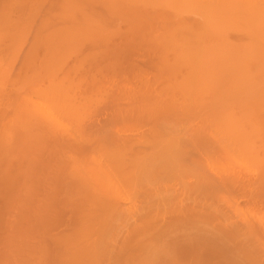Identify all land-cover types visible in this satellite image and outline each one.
<instances>
[{"label": "bare ground", "instance_id": "6f19581e", "mask_svg": "<svg viewBox=\"0 0 264 264\" xmlns=\"http://www.w3.org/2000/svg\"><path fill=\"white\" fill-rule=\"evenodd\" d=\"M3 1H5V0H3ZM21 1V0H20ZM49 1V0H48ZM0 2H2V1H0ZM9 2V1H8ZM14 2V1H13ZM12 2V3H13ZM23 2V1H22ZM32 2H33V0H32ZM47 2V1H46ZM55 2H57V4H58V1H55ZM61 2H62V0H61ZM66 2H67V0H66ZM4 3V2H3ZM12 3H10V4H12ZM19 3V2H18ZM27 3V2H26ZM63 3V2H62ZM65 3V2H64ZM5 4H6V2H5ZM10 4H8L9 6H10ZM32 4H34V3H32ZM48 4H49V2H48ZM51 4V3H50ZM49 4V5H50ZM55 4V3H54ZM69 4V5H68ZM1 5V4H0ZM4 5V4H3ZM15 5V4H14ZM17 6H18V4H16ZM31 5V4H30ZM65 5V6H64ZM64 5H62L61 4V6H63L64 8H62V10H63V12H62V16H58V17H61L60 19H61V21H64L63 20V16L65 17L64 19H68V20H74V19H76L77 21H79V19L82 21H84L85 20V22H83L82 24H84V23H86V21H88V24H89V22H90V24L91 23H93V24H91V25H89V28H92V26L94 25V24H98V27H96L97 26V24L96 25H94V27L92 28V29H89L88 30V25H85L86 26V29H87V31H86V29H84V27H82V25L80 26L81 28H82V30H81V28H80V30H78L79 28L78 27H75V28H71V27H74V26H76V25H71L70 26V28L68 29V32L69 33H65V35L66 36H68V38L66 37V39H64V40H66V42L68 43V41L70 42V39H71V37L70 36H73V34L74 33H72V35H70V31H77L78 30V32L77 33H80V35L83 33V32H80V31H86L87 33H90V31L92 30L93 31V29H94V31H97V29L96 28H101L100 30H99V32L101 31V32H104V30H106L107 28H105V24H102L101 23V20H103L104 18H101L100 19V14H99V16H97V12H94V10H93V7H94V5H99V6H102L103 8H104V10H105V12L107 13V17H114V16H122L123 18H125L126 19V17H127V20H129V18H131L130 19V21H132L133 22V20L132 19H134V20H138L137 21V23L138 24H140L141 25V23L142 22H145V21H147V22H149V23H152V22H155V21H157V22H160L162 25H161V32L160 33H158L159 34V36L158 37H160V38H163V40L164 41H162L163 43H165L164 45H166L168 48H167V50H165L166 48H164V46H163V48H162V46L160 47L159 45V50H161V48H162V50L164 49L165 50V54H167L166 53V51L168 52V51H170L169 53H168V55L169 54H171L172 56H170V58H172V59H169V60H171V63H173L174 61L176 62L175 64H177V66L174 64H171V65H169L168 63H167V65H169V67L172 69H175L176 67H177V69H175V71H172V72H174V75H175V77L177 76V75H179V79H177V77H176V79H177V81L176 80H174L175 79V77H174V75H173V80H172V82H173V84H174V82H175V84H174V86H172L173 88H174V90L175 91H173V92H176V94L178 93V90H179V93L178 94H180L179 96H181L183 99H181L182 101L183 100H185V101H183L182 103H181V101H179L180 99H178V101H176V102H178V103H180L181 105H179V108H176L178 105V103L176 104V103H173L174 104V106H173V104H171L172 106H170V108H172L171 109V111H173V115L171 114V111H170V109H168L169 107L168 106H166L167 107V109H166V107H165V104H168L167 102H169V101H167V99H165L166 101V103H164V96L163 95H166V92H165V94L163 93V97L161 96V95H157L158 97H162V99H163V104H164V106L161 104L162 102L161 101H159V102H156V104L157 103H159L160 104V106H163L164 108H165V110L163 109V111H162V109H161V111H159L158 109H160V107H159V104H158V106H155V105H153V106H155V107H153V108H155V110H157V111H155V113H152V115H151V113H150V117L151 116H153V114H156L158 111H159V113H158V115L160 116H162L163 114H166V116L169 114V113H167V111L166 110H168V112H170V114L168 115V116H172V118H173V120H174V114L176 113V115L175 116H177V119L178 118H180V120H181V118H182V115H183V117L184 118H186L184 115H186V114H183L182 113V111H180L181 109H180V106L181 107H183L182 109H184L185 111L186 110H189V112L191 113V109H193V111L195 112V114L197 115V118L195 117V116H193V118H196L197 120H198V115H200V117H199V122L201 123V122H203V124L201 123H199L198 121V125H200V129H199V126L197 125V123H194V126H196V128L195 127H193L192 125V123H188V120H187V123H188V125L186 126V130H183L182 132H177V133H175L174 135H172L171 133H169V132H165V129H160V131H158L157 129L154 131H152V132H150L149 130H148V127H147V130L149 131V132H147V130L145 131V133L147 132V133H152V134H147V135H151L150 137H148V138H145L144 139V134H143V140H142V142L140 143L139 141H141V139H139L138 138V140L136 139V134H133V135H135V136H133L132 135V133H128V134H130V135H128V134H126V132H125V134H123V132L122 133H120V136H117V135H119V134H117L116 136H117V138H115L116 136H114V139H113V137H112V139H113V141H111V135L109 134V132L111 131V129H110V127H109V129H110V131L107 133V134H109L108 135V137H106L105 135H104V133H106V132H102V133H100V134H103L104 136H100L99 134V138L100 137H103L102 139L104 140V137H106V139H105V141L103 142V143H105V144H108V143H111L112 145V147L114 146V148H115V150H114V148H112V150H111V148H110V146H109V144L107 145V147L109 146V148H108V153H109V155L106 153V156L108 155L109 156V158L111 159V161H112V159L114 160L115 159V157H117L115 160V164L116 165H120L121 163H122V166L124 167H122L123 169H125V166L127 165L126 163L129 161V160H131V162L129 163V165H133V166H131L130 168L132 169V168H134L135 169V172L134 173H136V174H134L131 170H128V171H130V176H132V174H134V175H136V177L135 176H133L135 179H137V180H140V182L142 181V184H144L143 182H144V180L146 179L145 178V176H146V174H147V172H149V178H154V179H152V180H157V178L158 177H155V175L157 174V175H160L161 174V176H159V178L161 177V182H165V180H163L162 181V177L164 176V178L163 179H166V177H170V179L172 180H170V182H169V184H167V185H165V186H163V187H160L159 185L160 184H158V188H157V185H156V188H154L152 185L154 184V181H153V184H151L152 183V180L151 179H149L148 180V183L152 186V188H153V190H150V189H152L151 188V186L148 188L149 190V192H144L142 195H140L139 194V192L138 193H136V190H138L137 189V187H136V184L138 183L139 184V182L137 181V183H135L134 184V186H132L133 185V183L131 182L132 180L131 179H134V178H129L128 176H126L129 180H131L130 182L132 183V185L131 186H129V184L127 185H125V181H127L128 182V179L126 180L125 178L126 177H122V179L120 180V181H118V179L117 178H113V177H115L116 175L114 174L115 173V168L117 167V166H115L114 167V163H112L113 164V169L115 170H109V168L111 169V166L112 165H109L108 166V163H107V165L104 167V163L103 162H105L106 163V160L108 159L109 160V162H110V159L108 158V156H107V158H106V156H104L105 157V159L103 160V158H101L103 161L102 162H100V163H102L101 165H100V163L98 162L97 163V161H98V159L96 160V156H95V159H94V155L95 154H97V153H95L94 155H92L93 157V159L92 160H94V161H92L91 162V160L90 159H88V161H90L92 164H93V166H95L96 164H99L100 165V168H99V166L98 167H94L93 168V166H92V164H90V168H89V163H87V161H86V164H88V168H87V165H86V169L87 170H89V172H87L86 174L84 173V170L82 171L81 169L79 170V168H80V166L81 165H83V164H81L80 165V163L82 162H77L78 163V167H74V168H76L77 169V171L79 170L80 171V173H84V175L83 176H85L86 178L85 179H87L88 178V176H89V178H90V175H89V173L91 174L92 172H95V170L97 169V171L95 172V173H92L96 178H98L97 179V181H99V179L101 178V179H105V181L103 180H101L100 179V183H103L102 185H100V183H99V185H97L96 184V186H92L94 183H98V182H93V184H92V182H90L91 184H89V180L91 179H89L88 178V182H87V180L86 181H84L85 179H83L82 180V178H84L82 175L80 176V177H82L81 179L79 178V172H77V174H76V176L78 175V178H77V182L76 183H78V181L80 182L79 183V185H81V183L83 184L82 186H77L76 188H78V189H83V191H82V194H81V192H79V191H81V190H75V191H77L76 193H78V194H72V199H69V196H70V194L68 195V193H69V190H67V193H65L66 195H68V197H67V199L66 198H64V199H66L65 201H64V199L61 201L62 202V205L64 204V205H68V202L69 203H71L70 205H69V207H72L73 205V207H72V211L74 212V213H72L71 211H69V210H66V211H69L68 213L70 214V212L74 215H72V217L71 218H69V220L71 221L72 220V222L74 221V223H73V228L71 227V229L69 230V232L68 231H66V233H62L63 232V230L60 232L61 234L60 235H62L63 237H62V239L60 238L61 236H59V239L61 240V244H62V246H60L61 247V250L63 249V251H61L60 250V248L57 250V248L59 247L58 245H56V246H58V247H56V251H55V253H60V252H57V251H61V255H57L56 257H58L59 256V261H57V259L56 260H54L55 262L57 261L58 263H60V260L62 259L61 257L63 256V260H65V263L64 264H210V263H207V262H211V261H213L212 259L214 258L212 255L214 254L215 256L217 255V257H219V256H223L222 258H226L225 259V261L224 260H216L217 261V263H218V261H220V264H222V263H224V262H226V263H228V261H231V263L232 264H236V263H238V264H243V263H239L237 260H235L234 258H232V255L234 256L235 255V257H236V254H238V256L239 255H242V257L240 258L241 260L243 259V257H244V261H245V263L246 264H264V0H74V2H72L71 0H69L68 1V3H65ZM5 6V5H4ZM24 6V5H23ZM36 6H37V4H36ZM46 6V5H45ZM51 6V5H50ZM49 6V7H50ZM2 9L4 8L3 6H0ZM13 7V6H12ZM48 7V8H49ZM11 8V7H10ZM10 8H9V10H10ZM15 8V7H14ZM17 8V7H16ZM37 8V7H36ZM35 8V9H36ZM45 8V7H44ZM19 9V8H18ZM17 9V10H18ZM25 9H27V8H25ZM32 9V8H31ZM47 9V8H46ZM50 9V8H49ZM24 10V9H23ZM30 10V9H29ZM40 10H41V8H40ZM6 11V10H5ZM12 10H10V12H11ZM20 11V10H19ZM28 11V10H27ZM37 11V10H36ZM43 11L45 12V9H43ZM48 11H50V10H48L47 9V12ZM59 11H60V9H59ZM2 12H4L3 10L2 11H0V13H2ZM7 12V11H6ZM9 12V13H10ZM33 13H34V11H32ZM41 12V11H40ZM53 12V11H52ZM52 12L50 13V16H51V14H52ZM55 12V11H54ZM53 12V15H55V13ZM104 12V11H103ZM19 13V12H18ZM21 13V12H20ZM32 13V14H33ZM26 14H27V12H26ZM38 14V13H37ZM49 14V13H48ZM56 14H57V12H56ZM59 14H61V13H59ZM58 14V15H59ZM63 14H65V15H63ZM103 14V13H102ZM1 15H4V17L2 18V19H4L5 18V15H6V13L5 14H1ZM21 15V14H20ZM9 16V15H8ZM26 16H29V15H26ZM37 16V15H36ZM42 17H44L43 15H41ZM47 16V15H46ZM57 16V15H56ZM56 16H54L55 18H57ZM96 16L98 17V19H96ZM116 16V17H117ZM126 16V17H125ZM25 17V16H24ZM33 17V16H32ZM31 17V18H32ZM48 17V16H47ZM52 17V16H51ZM107 17H105V18H107ZM6 18H8V17H6ZM26 18V17H25ZM41 18V17H40ZM53 18V17H52ZM93 18H95L94 20L96 21V23H94V21H91V20H93ZM122 18V19H123ZM23 19V18H22ZM44 19V18H43ZM47 19V18H46ZM45 19V20H46ZM91 19V20H90ZM116 19V18H115ZM114 19V20H115ZM125 19L123 20L124 22H125ZM28 20V19H27ZM34 20V19H33ZM38 20H40V19H38ZM56 20V19H55ZM57 20H59V18L57 19ZM56 20V21H57ZM90 20V21H89ZM2 20H0V22H1ZM23 21V20H22ZM43 21V20H42ZM48 21V20H47ZM51 20H49L48 22H50ZM53 21V20H52ZM60 21V20H59ZM75 21V20H74ZM99 21H100V23H101V25L102 26H104V27H102L101 25H99ZM105 21H107V20H105ZM105 21H103V23H106ZM123 21H121L122 23H123ZM141 23H140V22ZM151 21V22H150ZM4 22V21H3ZM46 21H44L43 22V24L45 25V24H47V22L45 23ZM55 22V21H54ZM109 22H111V21H109ZM116 22V21H115ZM114 22V23H115ZM118 22V21H117ZM127 22V21H126ZM146 22V23H147ZM24 23V22H23ZM26 23V22H25ZM31 23V22H30ZM41 23V22H40ZM66 23V22H65ZM70 23V22H69ZM78 23V25H79V22H77ZM81 23V22H80ZM119 23V22H118ZM128 23H130L129 21H128ZM136 22H134V25H133V23L131 24V25H133V28H134V26L136 27V24H137ZM145 23V25H148V24H146ZM52 24H54L53 22H52ZM51 23H49V25H52ZM57 24V25H56ZM56 24H54V25H56L57 26V28H59L60 26L58 25V23H56ZM61 24H62V22H61ZM67 24V23H66ZM107 24V23H106ZM137 24V25H138ZM143 24V23H142ZM69 25V24H68ZM68 25H67V27H68ZM110 25H112L113 27H114V24H112V22H111V24ZM124 25H125V23H124ZM22 26V25H21ZM36 26V25H35ZM37 26H38V23H37ZM36 26V27H37ZM40 26V25H39ZM41 26H42V23H41ZM46 26V25H45ZM48 26V25H47ZM55 26V27H56ZM59 26V27H58ZM62 27V29H64L63 28V25H61ZM66 25H64V27H65ZM100 26V27H99ZM121 26H123V25H121ZM120 26V27H121ZM139 26V25H138ZM23 27V26H22ZM96 27V28H95ZM107 27V26H106ZM112 27V28H113ZM116 28H117V25L115 26ZM114 27V28H115ZM127 27V26H126ZM143 28L145 27V26H142ZM142 27H140V28H142ZM102 28H105V29H102ZM137 29V31L138 32H141V30H140V28L139 27H136ZM138 28H139V30H138ZM13 29V28H12ZM15 29V28H14ZM13 29V30H14ZM26 29V28H25ZM42 29V28H41ZM52 29H56V28H54V26H53V28H51V30L50 31H52ZM62 29H60V31L59 32H62L63 30ZM118 30L120 29L119 27L117 28ZM121 29H122V27H121ZM148 29V28H147ZM146 29V30H147ZM153 28H151V30H152ZM4 30V29H3ZM36 30V29H35ZM40 30V29H39ZM53 30V31H54ZM57 30V29H56ZM67 29H66V27H65V31H66ZM108 30H110V29H108ZM118 30H116V31H118ZM122 30H124V31H126L124 28L122 29ZM144 30V29H143ZM41 31H43V30H41ZM40 31V32H41ZM52 31V32H53ZM75 31V32H76ZM92 31H91V33H92ZM114 31V30H113ZM113 31H111V32H113ZM145 31V30H144ZM147 31H149V29L147 30ZM146 31V32H147ZM155 31V30H154ZM39 32V33H40ZM48 32V31H47ZM64 32V31H63ZM100 32V33H101ZM106 33H110L109 31L107 32V30L105 31ZM120 32V34H121V32L122 31H119ZM118 32V33H119ZM128 32H129V29H128V31L127 32H125V34L127 33L128 34ZM131 32H132V29H131ZM150 32V31H149ZM49 33H51V32H49ZM55 33V32H54ZM56 33H57V31H56ZM93 33H96V35H99V37H98V39H101L100 38V33L98 34L97 32H93ZM106 33L104 34V35H106ZM124 33V32H123ZM133 33V32H132ZM136 34H137V32H135ZM145 33V32H144ZM151 33V32H150ZM36 34V33H35ZM38 34V33H37ZM44 34H46L47 36H48V33H44ZM60 34V33H59ZM59 34L57 33L56 35H58L59 36ZM64 34V33H63ZM61 35V38H65V37H63L64 35ZM84 34H86V33H84ZM115 34V33H114ZM139 34V33H138ZM147 34V33H146ZM1 35V34H0ZM3 35V34H2ZM39 35V34H38ZM53 37H54V34H51ZM50 35V37H52ZM70 35V36H69ZM80 35H78V36H80ZM93 35V34H92ZM108 35V34H107ZM106 35V36H107ZM116 35H117V32H116ZM124 35V34H123ZM123 35H121V36H123ZM128 35H133V34H128ZM141 35H143V33L141 34ZM145 35V34H144ZM143 35V37H142V40H143V38L144 37H146V36H144ZM151 35H152V33H151ZM40 36V35H39ZM74 36H75V34H74ZM73 36V37H74ZM76 36H77V34H76ZM82 36H84V35H82ZM87 36L88 35H86V36H84V37H86L87 38ZM106 36H104V37H106ZM135 36V35H134ZM37 38H40V37H38V36H36ZM47 38V39H49V36L48 37H46L45 35L43 36V38ZM57 37V36H56ZM55 37V38H56ZM69 37H70V39H69ZM84 37H83V39H84ZM89 38H87V39H84V40H82V42L84 43V41H86L87 43H88V39H92L93 37H91V36H88ZM113 37H114V35L112 36V39H113ZM128 37V36H127ZM140 36H138V38H139ZM35 38V37H34ZM55 38H54V41H55ZM61 38H58L57 37V39H59V41H60V39ZM80 38H82L81 36L80 37H77V39H80ZM94 38H96V37H94ZM109 38H110V34H109ZM147 38L149 39V38H151L150 36L148 37L147 36ZM147 38H145V39H147ZM46 39V41H47V44L49 43V45H54L53 43L54 42H52V44H51V42H48L49 40H47ZM53 39V38H52ZM73 39V38H72ZM76 39V37H75V39H73L74 41L75 40H77ZM97 39V38H96ZM96 39H94V40H96ZM98 39H97V41H98ZM103 39V38H102ZM101 39V40H102ZM115 39V38H114ZM119 39V38H118ZM133 39V38H132ZM140 39H141V37H140ZM152 39V38H151ZM153 39H155V38H153ZM152 39V40H153ZM158 39V38H157ZM37 40V39H36ZM41 40H43V39H41ZM40 40V41H41ZM63 40V41H64ZM106 41H108V40H110L111 41V39H105ZM121 40H123V39H121ZM120 40V41H121ZM130 40H131V37H130ZM133 40H135V39H133ZM142 40H140V41H142ZM150 40V39H149ZM149 40H148V43H149ZM39 41V40H38ZM45 41V42H46ZM53 41V40H52ZM57 41V40H56ZM58 41V43H60ZM61 41H62V39H61ZM72 41V40H71ZM73 41V42H74ZM78 41V40H77ZM77 41H75L76 43H77ZM80 41H81V39H80ZM90 41V40H89ZM92 41V40H91ZM14 42H16V41H14ZM81 42V44H80V42H78V47L76 46V43L74 44L75 45V47H77V48H72L71 49V47H67V45L68 46H70V43H66V44H64V45H66V53H70L71 51H75V49L77 50V52L75 53V52H73V55L74 54H76V56H77V58H78V55H79V53L78 52H80L81 50H82V47L81 46H83V43ZM85 42V43H86ZM94 42V41H93ZM96 42V41H95ZM99 42H100V40H99ZM103 42H105V41H103ZM114 42V40L113 41H111V43H113ZM116 42V41H115ZM136 42H138V40L136 41ZM154 42V41H153ZM156 42H158V41H156ZM154 43V45L156 46L157 45V43ZM161 42V39H159V43H162ZM38 43V42H37ZM36 43V44H37ZM57 43V42H56ZM55 43V44H56ZM65 43V42H64ZM91 43V42H90ZM118 43V42H117ZM120 43V42H119ZM139 43V42H138ZM142 43H143V41H142ZM151 43H152V41H151ZM150 43V44H151ZM41 44H42V42H41ZM46 44V43H45ZM61 44V43H60ZM60 44H57V45H60ZM89 44V43H88ZM108 44H109V41H108ZM123 44V43H122ZM149 44V45H150ZM62 45V44H61ZM64 45H62V47L63 48H65L64 47ZM85 45V44H84ZM87 45V44H86ZM95 45V44H94ZM94 45H92L91 44V46L94 48ZM99 45H101V43L99 44ZM107 45V44H106ZM113 45H115V44H113ZM112 45V46H113ZM119 44H117V46H118ZM127 45V44H126ZM135 45H137V43L135 44ZM147 46L146 45V47H149V49H151L152 48V46ZM152 45V44H151ZM163 45V44H162ZM14 46V45H13ZM39 46V45H38ZM42 46H43V44H42ZM71 46H72V42H71ZM80 46V47H79ZM88 46V45H87ZM109 45H107V47H108ZM117 46L115 47V48H117ZM133 46V45H132ZM139 46V45H138ZM165 46V47H166ZM50 47V46H49ZM49 47H47L48 48V54H49V52H51L50 50L51 49H49ZM61 47V48H62ZM91 47V48H92ZM119 47H121V46H119ZM118 47V48H119ZM124 47H125V45H124ZM137 47V46H136ZM136 47L134 46V48L136 49ZM139 47H141V46H139ZM9 48V47H8ZM47 48H46V50L45 51H47ZM55 48H56V45H55ZM55 48L53 49L54 51H55ZM59 49H60V47H58ZM57 48V49H58ZM62 48V49H63ZM67 48H68V50L70 51H68L67 52ZM79 48H80V51H79ZM88 48H89V46H88ZM115 48L114 49H112V51H116L115 50ZM126 48V47H125ZM124 48V49H125ZM143 48L146 50V48L143 46ZM142 48V49H143ZM157 48V47H156ZM170 48V49H169ZM58 49V50H59ZM90 49V48H89ZM102 49H104V46H103V48ZM101 49V50H102ZM169 49V50H168ZM15 50H16V48H15ZM14 50V51H15ZM53 50H52V53H53ZM96 51L94 52L93 51V49L89 52V53H92V55L94 54L95 55V57H97V54L99 55V56H101L99 53H97L96 54V52L98 51L97 49H95ZM100 50V49H99ZM110 50V49H109ZM128 50V49H127ZM127 50H125V52L127 51ZM138 50V49H137ZM144 50V51H145ZM152 50V49H151ZM154 50V49H153ZM152 50V51H153ZM163 50V51H164ZM172 50V51H171ZM9 51V50H8ZM17 51V50H16ZM60 51V50H59ZM59 51H56L57 53H58V56L57 57H59V55L60 54H63L65 51L64 50H62V51H64V52H60V54H59ZM89 51V50H88ZM103 51V50H102ZM106 51V50H105ZM111 51V50H110ZM119 51H121L120 49H119ZM119 51H117V52H115V56H117V53L119 52ZM129 51H131L130 49H129ZM128 51V52H129ZM147 52H148V49L146 50ZM145 51V52H146ZM152 51L150 52V53H152ZM158 51V50H157ZM1 52V51H0ZM104 52V51H103ZM114 52H112V53H114ZM124 52V51H123ZM136 52V51H135ZM135 52H133V55L135 54V56H136V53ZM145 52H144V54H145ZM148 52V53H149ZM2 53V52H1ZM8 53V52H7ZM7 53H5V54H7ZM51 53V54H52ZM65 53V54H66ZM77 53H78V55H77ZM81 53V52H80ZM111 53V54H112ZM122 53V52H121ZM147 53V54H148ZM159 53V52H158ZM172 53H174V54H172ZM15 54V53H14ZM18 54V53H17ZM55 54V53H54ZM84 55L83 56H85L84 58L86 59V60H88L87 58H86V56H87V52H86V55H85V53H83ZM111 54H109V56L111 55ZM119 54V53H118ZM123 54V53H122ZM125 54L126 53H124V56H125ZM130 54H131V52H130ZM129 54V55H130ZM138 54H139V50H138ZM155 54H156V52H155ZM10 55V54H9ZM70 55H72L71 53H70ZM91 55V54H90ZM89 55V59H91V56ZM103 55V54H102ZM106 55H108V54H106ZM120 55V54H119ZM150 55V54H149ZM161 55H162V57H163V54H162V52H161ZM161 55L159 54V56L161 57ZM168 55H167V57H168ZM174 55V56H173ZM1 56V55H0ZM4 56V55H3ZM14 56V55H13ZM12 56V57H13ZM52 56V55H51ZM55 56V57H56ZM67 56V55H66ZM80 56H81V54H80ZM98 56V57H99ZM123 55L121 56L122 57V62H123V57H124ZM128 56V55H127ZM145 56H146V54H145ZM144 56V57H145ZM155 56H157V55H155ZM8 57V56H7ZM7 57H6V59H7ZM32 57V56H31ZM60 57H64V56H60ZM67 57H70V56H67ZM66 57V58H67ZM74 57V56H73ZM94 57V58H95ZM102 57V59H103V56H101ZM104 57H105V55H104ZM113 57H114V54H113ZM132 57V56H131ZM149 57V56H148ZM164 57H166V56H164ZM29 58H30V56H29ZM28 58V59H29ZM52 59H54L53 57H51ZM51 58H50V61H52L51 60ZM62 58H59V60L61 59L62 60ZM80 58V57H79ZM77 59L78 61L81 59L82 60V58H80V59ZM83 58V59H84ZM93 58V57H92ZM109 58V57H108ZM108 58H106V59H108ZM111 58V57H110ZM130 58V57H129ZM128 58V59H129ZM133 58V57H132ZM136 58V57H135ZM150 58V57H149ZM1 59H3V57L1 56ZM0 59V60H1ZM9 59H11V57L9 56ZM69 59V58H68ZM67 59V60H68ZM73 59H75V58H73ZM72 59V60H73ZM84 59V61H86ZM115 59L116 60H114L113 59V61H117V58L115 57ZM119 59V58H118ZM157 59V58H156ZM167 59V58H166ZM5 60V59H4ZM4 60H3V62H4ZM49 60V59H48ZM59 60L57 61V59H56V61L59 63ZM65 57H64V62H65ZM98 60H100V57H99V59ZM97 60V61H98ZM104 60V59H103ZM125 60V59H124ZM135 60V59H134ZM141 60V59H140ZM160 60H163V61H165L164 60V58H160ZM172 60H173V62H172ZM8 61V60H7ZM28 61V60H27ZM31 61V60H30ZM89 61V60H88ZM88 61H87V63H88ZM91 61H92V59H91ZM104 61H106V60H104ZM112 60L110 61V62H112L111 63V65H114L115 67L114 68H116V66H119V65H121V63H120V60H119V65H116V63L118 64V62H116L115 64H114V62H113ZM126 61V60H125ZM128 61L129 60H127L126 62L128 63ZM131 61V60H130ZM149 60H146V62H148ZM1 62V61H0ZM2 62V63H3ZM43 62V61H42ZM57 62H55V60H54V62H52L53 63V65L51 64V62H50V65H52L53 66V68H55L54 67V63H55V65H57L56 63ZM63 62V61H62ZM77 62V61H76ZM82 62V61H81ZM95 62V61H94ZM93 62V63H94ZM101 62V64H103V62L100 60L99 61V63ZM125 62V63H126ZM136 62V61H135ZM135 62L133 63L132 62V65L134 64V65H136L135 64ZM141 62V61H140ZM150 62V61H149ZM167 62H169L168 61V59H167ZM28 63V62H27ZM48 63V62H47ZM67 63H69L68 61H67ZM87 63H86V65H87ZM92 63V64H93ZM105 63V66L106 65H109V64H106V63H108V62H104ZM137 63H139L138 62V60H137ZM151 63H152V61H151ZM7 64V63H6ZM8 64H9V62H8ZM8 64H7V68L9 69V71H10V67L8 66ZM95 64H97V63H95ZM162 64H166V62L164 63H162ZM2 64H0V66H1ZM5 65V64H4ZM29 65H31L30 63H29ZM50 65H48V67H50ZM61 65V61H60V63H59V65H57V66H60ZM69 64H67V66H68ZM76 65H78V62H77V64ZM75 65V66H76ZM88 65H90V63L88 64ZM94 65V64H93ZM100 65V64H99ZM129 65H131V63H129ZM132 65H131V68H132ZM152 65V64H151ZM151 65H150V67H151ZM154 65L155 64H153V66L152 67H154ZM28 66V64L26 65V67ZM70 66V65H69ZM72 66H73V64H72ZM74 66V67H75ZM82 67V65H80L79 64V69H81V67ZM91 66V65H90ZM98 66V65H97ZM103 66H104V64H103ZM140 65L138 64V67H139ZM148 66H149V64H148ZM158 66V65H157ZM171 66H173V67H171ZM185 66V67H184ZM6 67V66H5ZM47 67V68H48ZM73 67V68H74ZM92 67V66H91ZM90 67V68H91ZM96 67V66H95ZM99 67V66H98ZM97 67V68H98ZM100 67H101V65H100ZM99 67V68H100ZM109 67V66H108ZM107 67V68H108ZM111 67V66H110ZM137 67V68H138ZM175 67V68H174ZM1 68V67H0ZM4 67H2V69H3ZM52 68V69H53ZM57 68V67H56ZM72 68V67H71ZM89 68V69H90ZM128 68H130V67H128ZM136 68V67H135ZM134 68V69H135ZM158 68V67H157ZM28 69H30V67H28ZM51 69V72L53 71ZM101 69H104V68H102L101 67ZM101 69H98V70H100L101 71ZM106 69V68H105ZM105 69H104V71H105ZM111 69L112 68H110L109 69V71H110V73H111ZM117 69V68H116ZM119 69H120V66H119ZM124 69V68H123ZM123 69H121L120 71H122ZM133 69V68H132ZM5 71H7V69H4ZM4 70H3V72H0V75L3 73V75L4 76H2L4 79H6L7 78V76H8V79H9V77H10V75H6L5 76V74H4ZM32 70V69H31ZM77 70V68L75 69V70H73V72H75ZM94 71H98V70H95V69H93ZM108 70V69H107ZM112 70H114V69H112ZM127 70H129V69H127ZM131 70V69H130ZM155 70V69H154ZM153 70V71H154ZM177 70V71H176ZM50 71V70H49ZM55 71V70H54ZM61 71V70H60ZM92 71V70H91ZM103 71V72H104ZM120 71H118V72H120ZM146 71V70H145ZM148 72L147 73H149L150 71L149 70H147ZM157 71V70H156ZM158 71H159V68H158ZM8 72V71H7ZM77 72V71H76ZM80 72V71H79ZM95 72V73H96ZM114 72V71H113ZM117 72V71H116ZM116 72H114L115 74H116ZM141 72V71H140ZM144 72V71H143ZM152 72V71H151ZM150 72V73H151ZM179 72V73H178ZM27 73H29V72H27ZM31 73V72H30ZM29 73V74H30ZM69 73V72H68ZM86 73V72H85ZM102 73V72H101ZM105 73H107L106 75H108L109 73L108 72H106L105 71ZM122 73V72H121ZM132 73V72H131ZM131 73H129V74H131ZM134 73H135V71H134ZM155 73V72H154ZM163 73H166V71L165 72H163ZM7 74V73H6ZM10 74V73H9ZM32 74V73H31ZM52 74V73H51ZM75 74V73H74ZM74 74H72V75H74ZM87 74V73H86ZM90 74V73H89ZM94 74V73H93ZM93 74H92V76H93ZM99 74V73H98ZM113 74V73H112ZM146 74V73H145ZM156 74V73H155ZM170 74V72L168 73V75ZM28 75V74H27ZM33 75V74H32ZM31 75V76H32ZM82 75V74H81ZM88 75V74H87ZM94 75H96V74H94ZM103 75V74H102ZM114 75V74H113ZM117 75V74H116ZM119 75V74H118ZM136 75V74H135ZM153 74H151V76H152ZM171 75V74H170ZM30 76V75H29ZM78 76V75H77ZM88 76H90V75H88ZM111 76V75H110ZM115 76V75H114ZM137 76V75H136ZM135 76V77H136ZM140 76V75H139ZM138 76V77H139ZM161 76V75H160ZM2 77L0 76V78H1V80H2ZM118 77V76H117ZM117 77H116V79H117ZM147 77V76H146ZM158 77V76H157ZM34 78V77H33ZM63 78L64 77H62V80H63ZM77 78V77H76ZM86 78V77H85ZM89 78H91V77H89ZM99 78V77H98ZM108 78V77H107ZM118 78H120V77H118ZM31 79V78H30ZM29 79V80H30ZM57 79V78H56ZM81 79V78H80ZM88 79V78H87ZM96 79H97V77H96ZM111 79V78H110ZM115 79V78H114ZM125 79V78H124ZM123 79V80H124ZM152 79V78H151ZM163 79V78H162ZM23 80V79H22ZM25 80V79H24ZM39 80H41V79H39ZM44 80V79H43ZM54 80V79H53ZM58 80H60V79H58ZM61 80V81H62ZM76 80V79H75ZM91 80H93V78L91 79ZM90 80V81H91ZM136 80V79H135ZM140 80V79H139ZM159 80V79H158ZM5 81V80H4ZM64 81V80H63ZM82 81V80H81ZM80 81V82H81ZM84 81V80H83ZM142 81V80H141ZM149 81H150V79H149ZM168 81V84H170V82H169V80H167ZM167 81H165L164 80V82H166V84H167ZM15 82H16V80H15ZM18 82V81H17ZM17 82H16V84H17ZM24 82V81H23ZM34 82V81H33ZM57 82V84H58V82L59 81H56ZM69 82V81H68ZM73 82H75V81H73ZM79 82V81H78ZM89 82V81H88ZM98 82V81H97ZM97 82H96V85L98 86V84H97ZM101 82H102V80H101ZM115 82H116V80H115ZM120 82V81H119ZM123 82H125V81H123ZM123 82H120V83H122V84H124ZM133 82V81H132ZM139 82V84L138 85H140V81H138ZM151 82V81H150ZM160 82V81H159ZM171 82V83H172ZM20 83H22V82H20ZM19 83V84H20ZM30 83V82H29ZM28 83V84H29ZM46 83V82H45ZM53 83H54V81H53ZM72 83V82H71ZM76 83H77V81H76ZM76 83H75V85H76ZM106 83V82H105ZM119 83V86H118V84H117V82H116V85L118 86V87H120V84ZM1 84H2V81H1ZM31 84H32V82H31ZM38 84H39V82H38ZM52 84V83H51ZM50 84V86L49 87H52L54 84H52L51 85ZM92 84V83H91ZM94 84V83H93ZM111 84V83H110ZM113 84V83H112ZM126 84V83H125ZM124 84V85H125ZM128 84V83H127ZM136 83H134V85H135ZM160 84H163L162 82L160 83ZM179 85V86H177V85ZM58 85H60V84H58ZM65 87L64 88H62L61 86H59V87H61L62 89H64L63 91H65L64 92V94L66 93L67 94V92H68V86H67V84L65 83ZM68 85H69V83H68ZM71 85V84H70ZM69 85V86H70ZM75 85H73L74 87H75ZM88 85V84H87ZM106 85V84H105ZM131 85V84H130ZM147 85V84H146ZM172 85V84H171ZM170 85V86H171ZM26 86H27V84H26ZM101 86V85H100ZM99 86V87H100ZM123 86V85H122ZM126 86H128V85H126ZM133 86V85H132ZM141 86V85H140ZM144 86V85H143ZM152 86V85H151ZM160 86V85H159ZM166 86V85H165ZM169 86V85H168ZM176 86H177V88H178V90L176 91ZM3 87V86H2ZM35 87H37V86H35ZM56 87H57V85H56ZM59 87H57V89L59 88ZM74 87H73V89H74ZM80 87V86H79ZM90 87V86H89ZM91 87H92V85H91ZM96 87V86H95ZM111 87V86H110ZM110 87H107V88H110ZM145 87V86H144ZM149 87V86H148ZM161 87V86H160ZM160 87H158V89L160 88ZM167 87V86H166ZM171 87V88H172ZM32 88V87H31ZM65 88H67V91H66V89ZM76 88V87H75ZM86 88V87H85ZM106 88V87H105ZM116 88V87H115ZM128 88H129V86L127 87V89H124V90H128ZM153 88V87H152ZM25 89H28L27 87H25ZM24 89V90H25ZM71 89H72V87H71ZM83 89H84V87H83ZM113 89H114V87H113ZM130 89V88H129ZM141 89V88H140ZM144 88H142V90H143ZM169 89V88H168ZM35 90H37V89H35ZM40 90V89H39ZM43 90H45V88L43 89ZM43 90H40L41 91V93H42V91ZM47 90V89H46ZM53 90V87L52 88H50V92ZM60 90V89H59ZM57 91L56 92V89L53 91V92H51V93H53V94H55V95H52V96H54V98L51 96L50 97V95L51 94H49V97H48V95L46 96V99L44 100L43 99V97H42V99L44 100H42L43 102H44V104H46L47 103V105H49L48 107H50V108H54L56 111L58 110L57 108H58V106H59V104L60 103H58V105H57V102H55V100H58V97H59V99H60V96H59V94L60 93H58V92H60V91ZM90 91H91V89H89ZM94 90H96V89H94ZM110 90H112V89H110ZM134 90V89H133ZM139 90V89H138ZM138 90H135V91H138ZM151 90V89H150ZM155 90V89H154ZM166 90V89H165ZM1 91H2V89H1ZM63 91H61L62 92V95H64L63 94ZM74 91H75V89H74ZM79 91H80V88H79ZM86 91H88V90H86ZM105 91V90H104ZM103 91V92H104ZM114 91H115V89H114ZM114 91L112 92V94L114 93ZM120 91H121V89H120ZM120 91L118 90V92L120 93ZM149 91V90H148ZM160 91V90H159ZM181 91V92H180ZM3 93L5 92L4 91V89H3V91H2ZM7 92V91H6ZM5 92V93H6ZM11 92V91H10ZM9 92V93H10ZM12 92H14L13 90H12ZM27 92H30V91H27ZM38 92V91H37ZM94 92V91H93ZM109 91H107V93H108ZM123 92H125V91H123ZM130 92H132V90L130 91ZM129 92V93H130ZM140 92V91H139ZM145 92V91H144ZM152 92V91H151ZM156 92H157V90H156ZM1 93V92H0ZM5 93L3 94V95H5ZM20 93V92H19ZM23 93V92H22ZM40 93V94H41ZM43 93H44V91H43ZM74 93V92H73ZM78 93V92H77ZM81 93V92H80ZM83 93H85V92H83ZM97 94H98V92H96ZM111 93V92H110ZM119 93H118V95H119ZM126 93H128V91L126 92ZM135 93V92H134ZM137 93V92H136ZM143 93V92H142ZM14 94V93H13ZM39 94V93H38ZM46 94H47V92H46ZM58 96H57V95ZM65 94V95H66ZM68 94H69V92H68ZM91 92H90V95L88 94L87 95V98H85V99H89L88 97H90L91 96ZM103 94V93H102ZM111 94V95H112ZM114 94H116V93H114ZM114 94L112 95V96H114ZM123 94V93H122ZM125 94V93H124ZM131 94V93H130ZM149 95H150V93H148ZM153 94V93H152ZM151 94V95H152ZM168 94H169V92H168ZM172 94V93H171ZM171 94H169V95H171ZM175 94V95H176ZM187 94H188V96H187ZM189 94H190V96H189ZM24 95H27V94H25L24 93ZM62 96V99L60 100V101H62V103L64 104H62L63 106V108H60L62 111H61V114H63V115H65L64 114V108H66V110L68 109V103H65V102H67V101H65V99H66V96ZM94 95V94H93ZM99 95L100 94H98V96L96 95V98H97V101L99 100H103L102 98V96H100V97H102L101 99H98V97H99ZM109 95V94H108ZM137 95H139V94H137ZM141 95H143V94H141ZM150 95V96H151ZM169 95L167 96V98L169 97ZM8 96V95H7ZM11 96V95H10ZM10 96H9V98H10ZM23 96V95H22ZM34 96V95H33ZM56 96V97H55ZM79 96V95H78ZM85 96H86V94H85ZM112 96H110V97H112ZM123 96V95H122ZM125 96V95H124ZM130 96V95H129ZM128 96V97H129ZM133 96V95H132ZM145 96H146V94H145ZM144 95H143V97L142 98H144L145 97ZM153 96V95H152ZM151 96V97H152ZM172 96H174V95H172ZM16 97V96H15ZM15 97H14V99H15ZM20 97H21V94H20V96H19V100H20ZM74 97H75V93H74ZM83 98L84 97V94H83V96H81L80 95V98ZM116 97V96H115ZM118 97V96H117ZM121 97V96H120ZM126 97V96H125ZM139 97V96H138ZM141 97V96H140ZM139 97V98H140ZM146 97H148V95L146 96ZM180 97V98H181ZM190 97V98H189ZM192 97V98H191ZM18 98V97H17ZM23 98H24V96H23ZM30 98V97H29ZM64 98V99H63ZM76 98V97H75ZM95 97L93 96V99H94ZM108 98H109V96H108ZM107 98V99H108ZM113 98V97H112ZM123 97H121L120 99H122ZM127 98V97H126ZM139 98H138V100H139ZM153 98V97H152ZM151 98V99H152ZM157 98V97H156ZM155 98V99H156ZM171 98V97H170ZM175 98H177L176 96H175ZM174 98V99H175ZM3 99V98H2ZM5 99V98H4ZM39 99H40V97H39ZM52 99H54V100H52ZM85 99H83V100H85ZM92 99V100H93ZM116 99H118V98H116ZM123 99H125V98H123ZM130 98H128V100H129ZM149 99V98H148ZM161 99V98H160ZM169 99V98H168ZM172 100H173V98H171ZM188 100V102H186L187 100ZM18 99H17V101L16 102H18L19 101ZM50 102H49V101ZM69 100V99H68ZM76 100V99H75ZM82 100V99H81ZM90 100H91V97H90ZM90 100H86L89 104L91 103V101ZM115 100V99H114ZM140 100H141V98H140ZM146 99H144V101H145ZM150 100V99H149ZM159 100V99H158ZM34 101V100H33ZM46 101V102H45ZM59 101V102H60ZM65 101V102H64ZM95 101H96V99H95ZM95 101H93V102H95ZM96 101V102H97ZM107 101V100H106ZM109 101H111V100H109ZM113 101V100H112ZM118 101H120V100H118ZM131 102H132V100H130ZM143 101V102H144ZM151 101H154L153 99L151 100ZM196 101V102H195ZM199 101V103H197ZM2 102V101H1ZM25 102V101H24ZM27 102V101H26ZM35 102V101H34ZM38 102V101H37ZM37 102H35V103H37ZM39 102H40V100H39ZM78 102V101H77ZM84 102V101H83ZM103 102V101H102ZM114 102V101H113ZM123 102V101H122ZM121 102V103H122ZM125 102V101H124ZM129 102V101H128ZM133 102H135L134 100H133ZM155 102L153 103V104H155ZM173 102V101H172ZM186 102V103H185ZM190 102V103H189ZM3 103H5V102H3ZM51 105H50V104ZM79 103V102H78ZM82 103V102H81ZM81 103H79L80 105H81ZM101 103V102H100ZM100 103H97L98 105H100ZM112 103V102H111ZM115 103L117 104L118 102L117 101H115ZM191 103H193L192 104V106H190L191 105ZM6 104H7V102H6ZM15 104H17V106H18V103H15ZM26 104V103H25ZM95 106L97 105V104H95V103H93ZM103 104V103H102ZM102 104L100 105V106H102ZM110 104V103H109ZM116 104L114 105L113 104V106H115V110H116ZM123 104L124 103H122V106H123ZM127 106H128V104H127V102L125 103ZM135 104V103H134ZM134 104H133V106H134ZM138 104V101H137V103H136V105ZM140 104V103H139ZM138 104V105H139ZM144 104V103H143ZM145 104L147 105V111H148V104H149V102H148V104L146 103V101H145ZM151 104V103H150ZM149 104V105H150ZM175 104H176V106H175ZM7 105H10V104H7ZM12 105V104H11ZM10 105V106H11ZM22 105H23V103H22ZM27 105V104H26ZM39 105V104H38ZM70 105H72V104H70ZM80 105H78V107H80ZM83 105H87V103L86 104H83ZM93 105V106H94ZM106 105V104H105ZM112 105V104H111ZM110 105V106H111ZM136 105H135V108H136ZM141 105V104H140ZM170 105V104H169ZM198 105V106H197ZM16 106V105H15ZM40 106V105H39ZM39 106H38V108L37 109H41L40 111L42 112V114H41V116H40V118L39 117H37V116H39V114H37L35 117H37V118H34V116H32V118H33V126L36 124V123H40V124H42V123H44V124H42V126L44 125V127L46 128V126H45V124H47V128L49 127L50 128V125H54V124H52V122H51V117L52 118H54V115H55V111H54V113L52 112V110L50 109H45L44 110V107L46 108V106H44L43 107V104H42V108L40 107L39 108ZM75 106V105H74ZM74 106H71L72 108L74 107ZM82 106V105H81ZM107 106V105H106ZM109 106V105H108ZM151 106V105H150ZM187 106V107H186ZM28 107V106H27ZM37 107V106H36ZM70 107V109L72 110V108ZM87 107V106H86ZM85 106H84V108H86ZM90 107H91V105H90ZM89 107V108H90ZM103 107V106H102ZM121 107V106H120ZM120 107H119V111H120ZM125 107V106H124ZM132 107V106H131ZM141 107V106H140ZM143 107H145L144 105H143ZM142 107V108H143ZM156 107H158V109H156ZM162 107V108H163ZM184 107H186V108H184ZM191 107V108H190ZM195 107V108H194ZM1 108V107H0ZM32 108H34V107H32ZM82 108V110H80L79 109V111H83V107H81ZM100 108V107H99ZM107 108V107H106ZM123 108V107H122ZM135 108L133 109V110H135ZM173 108H174V110H173ZM190 108V109H189ZM31 109V108H30ZM53 109V110H54ZM92 109V108H91ZM93 109H95V108H93ZM126 109H127V107H126ZM141 109V108H140ZM144 109H146V107L144 108ZM176 109V110H175ZM178 109V110H177ZM180 109V110H179ZM195 109V110H194ZM34 110V109H33ZM38 110V111H39ZM42 110H44V111H42ZM47 110H49V111H47ZM74 110L75 111H77V109H75L74 108ZM87 110H88V108H87ZM87 110H85V111H87ZM106 110V109H105ZM118 110V109H117ZM116 110V111H117ZM128 110H130V108L129 109H127L126 111H128ZM131 110H132V108H131ZM133 110H132V112L131 111H129V113L128 112H126V113H128V117L127 118H129V116L131 117V115H129L130 114V112L131 113H133ZM136 110H138V109H136ZM7 111H9V110H7ZM15 111H16V109H15ZM25 111V110H24ZM37 111V112H38ZM74 111V112H75ZM88 111H90V110H88ZM96 111V110H95ZM94 110L92 111V112H95ZM100 111V110H99ZM102 111V110H101ZM140 111V110H139ZM138 111V112H139ZM177 111H179V112H177ZM12 112V111H11ZM33 112V111H32ZM40 112V113H41ZM46 114L47 112L49 113H47L46 115H44V113ZM74 112L72 111V114H74ZM109 112V111H108ZM113 112H114V110H113ZM124 115H125V111H121ZM120 112V113H121ZM135 112V111H134ZM154 112V111H153ZM160 112H162V114H160ZM165 112V113H164ZM187 112V111H186ZM188 112V114H189V117H190V115H192V114H190ZM197 112V113H196ZM201 114H200V113ZM10 113V112H9ZM22 113H25V112H22ZM27 113V112H26ZM28 113H30V112H28ZM59 113V112H58ZM80 113V112H79ZM82 113V112H81ZM85 113V112H84ZM96 113V112H95ZM95 113L93 114V115H95ZM100 113V112H99ZM117 113V112H116ZM119 113V112H118ZM117 113V114H118ZM119 113V114H120ZM122 113H121V115H122ZM136 113V112H135ZM135 113L134 114H132V116H134L135 115ZM140 113V112H139ZM178 113H180V115L178 114ZM182 113V114H181ZM185 113V112H184ZM57 114V113H56ZM60 114V113H59ZM67 114V113H66ZM92 114V113H91ZM98 114V113H97ZM142 114V113H141ZM145 114H147L146 116L147 117H145L144 115ZM30 115H31V113H30ZM33 115V114H32ZM63 115H60V118H61V116H63ZM70 115V114H69ZM78 116H80V114H77ZM115 115V114H114ZM113 115V116H114ZM121 115H120V117H121ZM124 115H122V117L124 116ZM140 114H138V113H136V117L134 116V117H132L130 120H131V122H133V120H134V122H135V120H136V122L138 123L137 124V126H139L140 125V123L142 122L141 121V119H143L144 117H145V119H143V121H145L146 120V122H147V120L148 121H150V118L148 117V115H149V111H148V113H143V117L141 118L140 116H142V115H140ZM47 116V117H46ZM51 116V117H50ZM72 115H70V117H71ZM88 116H89V114H88ZM99 116V115H98ZM139 116V117H138ZM156 116H157V114H156ZM155 116V119L157 118ZM160 116V117H161ZM164 116V118L166 117L165 115H163ZM162 116V117H163ZM168 116H167V118H168ZM8 118H9V116H7ZM12 117V116H11ZM19 116L17 115V118H18ZM56 117V116H55ZM59 117V116H58ZM65 117H66V115H65ZM68 117V116H67ZM74 117H76L75 116V114H74ZM86 117V116H85ZM94 117V116H93ZM116 117V116H115ZM121 117V118H122ZM126 117V116H125ZM161 117V118H162ZM188 117V118H189ZM1 118V117H0ZM3 118V117H2ZM13 118H14V116H13ZM16 118V119H17ZM25 118V117H24ZM28 118V117H27ZM63 118V117H62ZM80 118V117H79ZM108 118H109V116H108ZM134 118H136V119H134ZM138 118H140V123L138 122ZM149 118V119H148ZM152 118V117H151ZM154 118V117H153ZM159 118V117H158ZM167 118H166V120H167ZM183 118V119H184ZM187 118V119H188ZM12 119V118H11ZM67 119V118H66ZM77 119V118H76ZM84 119V118H83ZM113 119V118H112ZM181 120V121H184V120ZM191 119V118H190ZM4 120H6V119H4ZM8 120V119H7ZM6 120V121H7ZM13 120H15V119H13ZM22 120H23V118H22ZM53 120V119H52ZM72 120V119H71ZM80 121H81V119H79ZM86 120V119H85ZM103 120V119H102ZM107 120V119H106ZM114 120H115V118H114ZM114 120H111V121H113L114 122ZM121 120H123V118L121 119ZM125 120H128V119H126L125 118ZM157 120V119H156ZM170 119L168 118V122H170V123H172L173 121H169ZM176 120V119H175ZM192 120V119H191ZM190 120V121H191ZM2 121H3V119H2ZM1 121V122H2ZM6 121H4L5 123H6ZM12 121V120H11ZM29 121V120H28ZM28 121H26V122H28ZM34 121H36V123L34 122ZM56 121H57V119H56ZM55 121V122H56ZM61 121V120H60ZM64 121H66V120H64ZM73 121V120H72ZM71 121V122H72ZM75 121V120H74ZM83 121V120H82ZM94 121H96V120H94ZM116 122L117 121H119L118 122V124L119 125H122L120 122H122L123 123V121H120V118L119 119H117L116 118V120H115ZM129 121V120H128ZM128 121H125L126 123H124V124H127V122ZM157 121H159V120H157ZM156 121V122H157ZM26 122H24L23 124H21V125H25L26 124ZM54 122V121H53ZM58 122V121H57ZM70 122V121H69ZM112 122V123H113ZM115 122V124H117ZM185 122V121H184ZM183 122V123H184ZM192 122H193V120H192ZM196 122V121H195ZM3 123V122H2ZM14 123V122H13ZM19 123V122H18ZM29 123H31V122H29ZM63 123V122H62ZM74 123V122H73ZM73 123H71V124H73ZM93 123V122H92ZM101 123V122H100ZM103 123V122H102ZM149 123V122H148ZM152 123H154V119H153V121H152ZM181 123V122H180ZM7 124V123H6ZM12 124V123H11ZM65 124V123H64ZM78 124V123H77ZM80 124V123H79ZM90 124V123H89ZM94 124H95V122H94ZM96 124H97V121H96ZM105 124V123H104ZM111 124V123H110ZM142 124H144V122H142ZM157 124V123H156ZM185 124H186V122H185ZM196 124V125H195ZM208 124V125H207ZM3 125V124H2ZM37 125V124H36ZM35 125V126H36ZM59 125V123H56V125H55V128L57 127ZM85 125H86V122H85ZM103 125V124H102ZM108 125H109V123H108ZM113 125H114V123H113ZM118 125V126H119ZM129 125V124H128ZM170 124L168 123V125L167 126H169ZM172 125H174L173 123H172ZM172 125H170V127L172 128ZM201 125H203V126H201ZM205 125L208 127V128H205V130L204 131H202L203 129V127H205ZM1 126V125H0ZM30 126H32V125H30ZM62 126V124L60 125V127ZM83 126V125H82ZM95 126V125H94ZM100 126V125H99ZM124 125H122V127H123ZM132 126V125H131ZM147 126V125H146ZM151 126V125H150ZM185 126V125H184ZM18 127H19V124H18ZM37 127V126H36ZM52 128L51 129H53L54 127L53 126H51ZM76 127V126H75ZM85 127V126H84ZM90 127V126H89ZM111 127H113L112 125H111ZM117 126H115V127H113V131L111 132V134H112V136H113V132L115 131V132H117V133H119L118 131H116V129H114V128H116ZM122 127H121V129H122ZM128 127V126H127ZM126 126L124 127V129L123 130H125V128H127ZM140 127V126H139ZM142 127V126H141ZM174 127V126H173ZM197 127H198V129H197ZM9 128H11V127H8V129ZM26 128H28V126L26 125ZM25 128V129H26ZM33 128V127H32ZM31 128V129H32ZM71 128H73V127H71ZM80 128V127H79ZM79 128H77V129H79ZM95 128V127H94ZM101 128V127H100ZM118 128V127H117ZM153 128V127H152ZM160 128H161V125H160ZM169 128V127H168ZM6 129V128H5ZM43 129V128H42ZM60 129V128H59ZM58 129V130H59ZM75 129V128H74ZM81 129V128H80ZM86 129V128H85ZM85 129H82L81 131L82 132H86V131H83V130H85ZM91 129H93V128H91ZM106 129H108L107 127H106ZM105 129V130H106ZM131 129V128H130ZM150 129V128H149ZM208 131H207V130ZM90 130V129H89ZM99 130V129H98ZM97 129H96V133H98L99 131H98ZM127 130V129H126ZM168 130V129H167ZM200 130V131H199ZM2 131V130H1ZM23 131H24V129H23ZM43 131V130H42ZM45 131H49V130H45ZM55 133L56 132H58V131H55V129L53 130ZM62 131H63V129H62ZM64 131H65V126H64ZM98 131V132H97ZM103 131H104V129H103ZM106 131H108V130H106ZM144 131V130H143ZM199 131V132H198ZM207 131V132H206ZM4 132H9V131H4ZM29 132V131H28ZM34 132H35V130H34ZM60 132H61V130H60ZM67 132H68V129H67ZM80 131H78V133H79ZM89 132V131H88ZM93 132V131H92ZM91 132V133H92ZM128 132H129V130H128ZM139 132V131H138ZM197 132H198V134H197ZM22 133V132H21ZM31 133V132H30ZM38 133V132H37ZM37 133H35L36 135H37ZM42 133V132H41ZM50 133V132H49ZM48 133V134H49ZM63 133V132H62ZM62 133H60L59 134V136H62ZM69 133H70V130H69ZM77 133V132H76ZM90 133V132H89ZM134 133V132H133ZM3 134V133H2ZM23 134V133H22ZM32 134H34V133H32ZM32 134H31V136H32ZM35 134H34V138L36 137L35 136ZM43 134L44 133H42V136L41 137H43ZM67 134V133H66ZM65 134V135H66ZM85 134V133H84ZM88 134V133H87ZM123 134V135H122ZM141 134V133H140ZM39 135V134H38ZM45 135V134H44ZM50 135H54V138H56L55 137V134H50ZM68 135V134H67ZM66 135V136H67ZM72 135V134H71ZM71 135H69V136H71ZM81 135H83V134H81ZM97 135V134H96ZM195 135H197V140L195 141L194 140V136ZM9 136H10V132H9ZM56 136H57V138L59 137L58 136V134L56 133ZM76 136H78V135H76ZM88 136V135H87ZM139 136V135H138ZM191 136H193V139H192V137ZM207 136V138L206 139H208L209 141H207V144L209 145H212V144H214L213 145V147L215 146V148L216 149H214L215 150V152H216V154L217 153H219V152H221V153H219L218 155L220 156V158H221V160L222 161H224L225 159L226 160H228V161H226L225 160V162L224 163H228L229 164V166L230 165H232L233 166V168H236V164H237V168L236 169H238V167H239V169H241V190H240V188H239V192L238 193H240V191H241V201H242V205H241V207H242V209H241V224L239 223H237V222H235V223H237V224H234V223H232V221L230 222V223H227V221L229 220V218H228V220H227V217H226V219H225V217H224V219L225 220H227V221H225L226 223H222V224H220L221 222H223V221H218L219 222V224H217V223H215V222H213L214 220V218H209V217H211V216H209V208H210V206H211V202H207L208 203V206H209V204H210V206H209V208L207 207V203H206V201H208L209 199H207V200H205L207 197L208 198H212L213 196L212 195H214V194H212V189L216 192H213V193H215V197H213V198H215V199H217V197L219 196V194H220V196L221 195H223L224 197L226 196V198L228 199V201H229V199L230 198H228V196L226 195L227 194V189L225 188L226 186L225 185H227V184H224V180H226L225 181V183H228L229 184V182L227 181L228 179L226 178L227 176L225 175V174H223V172L222 171H220V172H222V174H223V176H224V178H223V176H222V178L220 179V177L218 176V180H217V176H214L215 178H216V180H213V178H211L210 177V175H209V173H207V172H210L209 171V169H208V166L210 165L209 164V161L207 160V157H205V156H203V157H200L201 158V160H199V158L197 159L196 158V156H195V154L197 153V150H198V146H199V144H198V142L200 143V145H201V142L202 141H205V138L204 137H206ZM5 137V136H4ZM23 137H24V135H23ZM53 137V136H52ZM51 137V138H52ZM65 137V136H64ZM140 137V136H139ZM146 137V136H145ZM196 137V136H195ZM6 138H8V137H6ZM32 138V137H31ZM66 138V137H65ZM76 138V137H75ZM88 138H89V136H88ZM108 138H110L109 140L111 141H109V140H107ZM29 139V138H28ZM38 139V138H37ZM50 139V138H49ZM61 139V138H60ZM68 139V138H67ZM81 139H83V140H85V136H84V138L83 137H81ZM80 139V140H81ZM89 139H91V136H90V138ZM204 139V140H203ZM7 140V139H6ZM25 140V139H24ZM31 140V139H30ZM40 140H41V138H40ZM53 140V139H52ZM57 140V139H56ZM58 140H59V138H58ZM65 140V139H64ZM82 140V141H83ZM88 140V139H87ZM95 140V139H94ZM107 140V141H106ZM10 141V140H9ZM27 141V140H26ZM35 141V140H34ZM46 141V140H45ZM50 141V140H49ZM62 141V140H61ZM65 141H67V140H65ZM68 141H69V139H68ZM90 141H92V139L90 140ZM89 141V143H91ZM109 141V142H108ZM135 141V142H134ZM138 141V142H137ZM198 141V142H197ZM40 142V141H39ZM52 142V141H51ZM54 142H56L55 141V139H54ZM70 142V141H69ZM69 142L67 143V142H64V143H67V144H69ZM88 141H86V143H87ZM94 142V141H93ZM137 142V143H136ZM209 142V143H208ZM211 142V143H210ZM1 143V142H0ZM4 143V142H3ZM41 143H42V141H41ZM57 143H58V141H57ZM57 143H55L56 145H57ZM71 143V142H70ZM77 143V142H76ZM78 143H79V140H78ZM77 143V144H78ZM84 143V142H83ZM97 143V142H96ZM95 143V144H96ZM135 143V144H134ZM139 143V144H138ZM43 144V143H42ZM44 144H46V143H44ZM62 144V143H61ZM76 144V145H77ZM81 144L82 143H80V145H78V146H81ZM88 144V143H87ZM95 144L93 143L92 145L93 146H95ZM132 144H134V146L135 147H137V146H139L140 147V149H144L145 151V153L144 152H142V150H141V152L143 153H141V154H139V153H137L136 151V148H135V150L133 149V147L134 146H132ZM203 144H205L204 142H203ZM49 145V144H48ZM52 145V144H51ZM50 145V146H51ZM55 145V146H56ZM72 145H73V143L71 144V147H72ZM84 145H86L85 143H84ZM84 145H82V146H84ZM137 145V146H136ZM207 145V146H208ZM208 146L209 147V149H210V147H212V146ZM42 146V145H41ZM46 146V145H45ZM53 146H54V144H53ZM54 146V147H55ZM59 146H60V144H59ZM58 146V147H59ZM90 146V145H89ZM93 146L91 147V148H93ZM103 146H106V145H103ZM124 146V147H123ZM127 146H131L130 148L131 149H133L131 152H133V151H135V152H133V155H132V153H130V149H128V147H127V151L128 152H126V151H123V148H125V150H126V147ZM206 146V148L208 149V147ZM34 147V146H33ZM38 147V146H37ZM52 147V146H51ZM96 147V146H95ZM107 147H106V149H107ZM121 149H120V148ZM123 147V148H122ZM3 148V147H2ZM40 148V147H39ZM57 148V147H56ZM61 148V147H60ZM65 148V147H64ZM64 148H62V149H64ZM75 148V147H74ZM82 148V147H81ZM218 148V149H217ZM32 149V148H31ZM42 149V148H41ZM43 149H45V148H43ZM46 149H49V148H46ZM45 149V150H46ZM51 149V148H50ZM57 149H59V148H57ZM62 149H60L62 152H64V153H66V150L65 151H63ZM71 148H69V150H70ZM77 149V148H76ZM95 149V148H94ZM139 149V148H138ZM146 149H148V151H146ZM55 150V149H54ZM53 150V151H54ZM72 150V149H71ZM79 150L80 149H78V152H79ZM93 150V149H92ZM111 150V151H110ZM120 150H122V151H120ZM212 149H210V151H211ZM41 151V150H40ZM39 151V152H40ZM43 151V150H42ZM41 151V152H42ZM48 152H50V150H47ZM46 151V152H47ZM52 151V152H53ZM58 151V150H57ZM74 151H75V149H74ZM73 150L71 151L72 153L74 152ZM104 152H105V150H103ZM118 151H119V153H120V155H119V153H118ZM219 151V152H218ZM38 152V151H37ZM47 152V153H48ZM67 152H70V151H67ZM76 152V151H75ZM74 152V153H75ZM78 152H76V153H78ZM93 152H95L94 150H93ZM97 152V151H96ZM115 152V153H114ZM123 152H125V154L123 153ZM138 152H140V151H138ZM211 152H213V151H211ZM56 153V152H55ZM59 154H61V152L59 151L58 152ZM91 153H92V151H91ZM110 153H111V155L112 156H110ZM128 153V154H127ZM131 155H130V154ZM136 155H135V154ZM38 154V153H37ZM50 154V153H49ZM48 154V155H49ZM58 154V155H59ZM71 154V153H70ZM116 154V155H115ZM118 154V155H117ZM124 154V155H123ZM146 154V155H145ZM2 155V154H1ZM47 155V156H48ZM51 155V154H50ZM64 156H65V154H63ZM74 155V154H73ZM77 155V154H76ZM75 155V156H76ZM101 155V154H100ZM121 155H123V156H121ZM127 155H129V158H127L128 156ZM144 156V157H141V156ZM198 155V154H197ZM203 155V154H202ZM201 155V156H202ZM217 155V156H218ZM222 155V156H221ZM42 156V155H41ZM46 156V155H45ZM57 156V155H56ZM61 156V155H60ZM59 156V157H60ZM67 156L68 157H70L68 154H67ZM73 157L72 158V161L71 160H69V159H67V157H66V160H69V161H67V163L69 162L70 163V161H71V163L70 164H72V162H73V160H74V162L73 163H75V159L78 157V156H76V157ZM103 155H101V157H102ZM113 156H115L114 158H112ZM121 156V157H120ZM127 156V157H126ZM140 156V157H139ZM157 156V158L155 159V157ZM200 156V155H199ZM210 156V155H209ZM212 156V155H211ZM218 156V157H219ZM227 158H226V157ZM52 157V156H51ZM58 157V156H57ZM59 157H58V160H59ZM90 157H91V155H90ZM97 157H99V155H97ZM122 157H124L123 158V160L122 161H120V162H118V164H117V161L118 160H121L122 159ZM213 157V156H212ZM214 157H216V156H214ZM48 159H50L49 157H47ZM63 158L64 157H62V159L61 160H63ZM75 158V159H74ZM84 158H85V156H84ZM121 158V159H120ZM135 160H134V159ZM149 158V159H148ZM151 158V159H150ZM217 158V157H216ZM40 159V158H39ZM47 159V160H48ZM71 159V158H70ZM128 159V160H127ZM133 159V160H132ZM159 159H160V161H159ZM215 159V158H214ZM230 159H231V161H230ZM58 160H56L55 159V161H58ZM78 160H80L79 158H78ZM96 160V161H95ZM125 160H127L126 162H125ZM146 160V161H145ZM151 160V161H150ZM203 160V161H202ZM220 160V161H221ZM233 160V161H232ZM37 161V160H36ZM45 162H46V160H44ZM50 161V160H49ZM52 161V160H51ZM65 161V160H64ZM64 161H62V163L64 162ZM85 161V160H84ZM99 161H101V160H99ZM136 161V162H135ZM143 161V162H142ZM149 162V164H148V162ZM200 161H201V165L199 164L200 163ZM216 161H217V159H216ZM215 161V162H216ZM230 161V162H229ZM40 162H42L43 163V160L42 161H40ZM44 162V163H45ZM66 162V161H65ZM114 162V161H113ZM135 162V163H134ZM141 162V163H140ZM146 162V163H145ZM232 162H234V163H232ZM0 163H2V162H0ZM35 163V162H34ZM51 163V162H50ZM67 163H65L66 164V166L68 165ZM83 163V162H82ZM95 163V164H94ZM159 163V164H158ZM198 163V164H197ZM220 163V162H219ZM236 163V164H235ZM36 164H37V162H36ZM41 164V163H40ZM48 164V161H47V163H45V164H42V168L43 169H47V167L46 166H44V165H47ZM52 164V165H51ZM51 164H49V165H51V169H53V164H54V162L53 163H51ZM59 164V166L61 165V162H59L58 163ZM57 164V165H58ZM76 164V163H75ZM110 164H111V162H110ZM124 164H126L125 166H124ZM136 164V165H135ZM214 164V163H213ZM222 164V163H221ZM228 164H227V166H228ZM235 165V167H234V165ZM33 165V164H32ZM49 165H47V166H49ZM55 165H56V163H55ZM56 165V166H57ZM84 165V166H85ZM144 165H149V166H145L144 167ZM215 165V164H214ZM35 166H41V165H35ZM57 167V169L59 168V169H61L60 167ZM63 166V168H64V165H62ZM69 166V165H68ZM73 166L74 165H72V169H71V166H69L70 168L69 169H71V171L70 170H68V174L69 175H65L66 177L64 178V177H62V180H61V182L63 181V179L65 180V182L68 180V181H70V178L72 179V178H74V168H73ZM128 166V165H127ZM136 166V167H135ZM141 166V167H140ZM241 166V167H240ZM46 167V168H45ZM107 167V168H106ZM119 167V166H118ZM129 167V166H128ZM128 167H126L127 169H128ZM140 167V168H139ZM205 167V168H204ZM207 167V168H206ZM211 167H212V165H211ZM9 168V167H8ZM54 168H56V167H54ZM93 168V169H92ZM99 168V169H98ZM105 168V169H104ZM121 168V167H120ZM119 168V169H120ZM121 168V169H122ZM210 168V167H209ZM6 169V168H5ZM42 169V171H44ZM48 169H49V167H48ZM57 169H55L56 170V174H57ZM58 169V170H59ZM85 169V170H86ZM92 171H91V170ZM117 169V168H116ZM120 169V170H121ZM122 169V170H123ZM137 169H139V170H137ZM207 170V172H206V170ZM212 170L214 169V168H211ZM236 169H235V171H236ZM238 169V170H239ZM35 170V169H34ZM40 170V169H39ZM62 170V169H61ZM66 170H67V167H66ZM65 170V168H64V171H66ZM108 170H109V175H108ZM119 170V171H120ZM142 170L144 171V172H142ZM211 170V171H212ZM221 170V169H220ZM231 170H232V168H231ZM5 171V170H4ZM3 171V172H4ZM91 171V172H90ZM103 171H105V172H103ZM127 171V170H126ZM137 171V172H136ZM214 171H216V168H215V170H213V172ZM234 171V170H233ZM36 172V171H35ZM34 172V173H35ZM53 172H54V170H53ZM70 172H72V173H70ZM117 172V171H116ZM123 172V171H122ZM125 172V171H124ZM123 172V173H124ZM138 172H140V174L143 176V174L142 173H144L145 174V176H143L144 178H139L138 176L140 175ZM146 172V173H145ZM217 172V171H216ZM219 172V173H220ZM237 172V174L240 172H238V171H236ZM37 173V172H36ZM39 173H41V172H39ZM45 173V172H44ZM49 173V175L51 174V172H48ZM47 173V174H48ZM64 173V172H63ZM63 173L61 174V175H63ZM79 173V174H78ZM110 173H113L112 175L110 174ZM118 173V172H117ZM126 173V172H125ZM127 173H129V172H127ZM127 173H126V175H127ZM139 175H138V174ZM160 173V174H159ZM218 173V174H219ZM233 173H235V172H233ZM43 174V173H42ZM46 174V173H45ZM72 174H73V176H72ZM98 174V175H97ZM101 174V175H100ZM106 174L108 175V176H106ZM119 174V173H118ZM121 174V173H120ZM218 174H216V175H218ZM237 174H235V176H237ZM4 175V174H3ZM9 175V174H8ZM35 175V174H34ZM38 175V174H37ZM44 175V174H43ZM58 175H60V171H59V174H57V175H55L56 176V180H58L57 179V176ZM60 175V176H61ZM93 175H91V177H93ZM140 175V177H142ZM150 175H152L151 177H150ZM153 175H154V177H153ZM163 175V176H162ZM213 175V174H212ZM215 175V174H214ZM2 176V175H1ZM45 176V175H44ZM51 176H52V174H51ZM50 176V177H51ZM60 176H58V177H60ZM102 176V177H101ZM112 176V177H111ZM122 176V175H121ZM2 177H4V176H2ZM8 177V176H7ZM45 178V177H43V178H45V182H46V180H48L49 181V179L53 182V180L52 179H54V177L52 178ZM119 177H120V175H119ZM147 177V176H146ZM67 178V179H66ZM106 178H108V180L106 181ZM109 178L111 179V182H110V180H109ZM124 179V180H123ZM142 179V180H141ZM144 179V180H143ZM36 180V179H35ZM55 180V181H56ZM72 180H74V179H72ZM91 180H94V178H92ZM117 180V181H116ZM123 180V181H122ZM1 181V180H0ZM4 179H3V184H4ZM60 180H58L57 181V183L59 182ZM95 181V180H94ZM112 181H113V184H114V186L112 185ZM115 181V182H114ZM135 181V180H134ZM149 181H151V182H149ZM158 181H159V179H158ZM158 181H155L156 183L158 182ZM41 182V181H40ZM64 182V183H65ZM83 182H87V183H83ZM107 184H106V183ZM110 182V183H109ZM116 182H119L118 183V185H117V183ZM123 182V183H122ZM129 182V183H130ZM136 182V181H135ZM160 182V181H159ZM38 183V182H37ZM56 183V182H55ZM54 183V184H55ZM67 184H65V185H68V182H66ZM72 184L74 183L73 181L71 182ZM76 183H74V185L76 184ZM115 183H116V185H115ZM122 183V184H121ZM147 183V184H148ZM155 183V184H156ZM0 184H2V183H0ZM46 184V183H45ZM50 183H48V185H49ZM138 184H137V186H138ZM142 184H140L138 187H141V185ZM154 184V185H155ZM224 184V185H223ZM6 185V184H5ZM43 185V184H42ZM41 185V186H42ZM60 185V184H59ZM71 185V184H70ZM76 185H78V184H76ZM110 185V186H109ZM163 185V184H162ZM161 185V186H162ZM240 185V184H239ZM2 186V185H1ZM45 186H47V185H45ZM69 186V185H68ZM102 186V187H101ZM106 186H109V187H106ZM112 186V187H111ZM122 186H124V189L127 191V187L129 186L130 188L132 187V190H133V187H134V190L133 191H135V192H133V191H130V194H128L127 192H129V191H125L124 190V193H122L121 192V190H123V187H122V189H121V187ZM125 186H126V188H125ZM220 186H224L223 188H221ZM228 186V185H227ZM230 186H231V184H230ZM238 186V185H237ZM5 187V186H4ZM3 187V188H4ZM51 187H54V185H53V183L51 184ZM58 186H57V184H56V188H57ZM63 188L65 187V186H62ZM67 187V186H66ZM69 187H71V186H69ZM116 187V189H114ZM117 187H119V188H117ZM142 187H144V186H142ZM148 187V186H147ZM233 187V186H232ZM49 188V187H48ZM72 188V187H71ZM75 187H74V189H76ZM130 188L128 189V190H130ZM225 188V189H224ZM230 188V187H229ZM44 189V188H43ZM47 189V188H46ZM49 189H51L52 191L55 189H53V188H49ZM48 189V190H49ZM58 189V188H57ZM60 189H62L61 187L59 188V190ZM66 189V188H65ZM118 189V190H117ZM233 189V188H232ZM235 189V188H234ZM9 190V189H8ZM58 190V191H59ZM71 190V189H70ZM145 190H146V188H145ZM222 190H224V191H222ZM231 190V189H230ZM41 191H43V190H41ZM45 191V190H44ZM50 191V190H49ZM61 191V190H60ZM62 191H64V190H62ZM120 191V192H119ZM140 191V190H139ZM144 191V190H143ZM236 190H234V192H235ZM38 192V191H37ZM54 192V191H53ZM50 193V192H48L49 194H50V197L52 196V198L54 197L52 194H54V193ZM66 192V191H65ZM71 192L73 193V191L71 190ZM70 192V193H71ZM84 192V193H83ZM86 192V193H85ZM226 192V193H225ZM7 193H9V192H7ZM46 193V195H48V193H47V191L45 192ZM63 193V192H62ZM128 195H127V194ZM132 193V194H131ZM135 194V196H134V194ZM209 193H211V194H209ZM228 193H229V191H228ZM34 194V193H33ZM41 194V193H40ZM64 194V193H63ZM139 194V195H138ZM208 194L210 195V197L208 196ZM11 195V194H10ZM30 195V194H29ZM32 195V194H31ZM55 196H58L59 194H57V191H56V193L54 194ZM130 195H131V197H130ZM12 196H14V195H12ZM24 196V195H23ZM22 196V197H23ZM33 196V195H32ZM39 196V195H38ZM44 196V195H43ZM64 196V195H63ZM77 196V197H76ZM8 197H9V195H8ZM11 197V196H10ZM31 197V196H30ZM44 197H47V196H44ZM49 197V196H48ZM47 197V198H48ZM59 198L61 197V196H58ZM65 197V196H64ZM71 197V196H70ZM37 198V197H36ZM75 198H76V200H75ZM218 198H220V197H218ZM223 198V197H222ZM232 198V197H231ZM39 199H40V197H39ZM51 199V198H50ZM49 198H48V200H47V202L50 200ZM54 199V198H53ZM55 199H57V197L55 198ZM54 199V200H55ZM74 199V200H73ZM38 200V199H37ZM45 200V199H44ZM52 200V199H51ZM73 200V201H72ZM211 200V199H210ZM224 200H225V198H224ZM224 200H223V202H224ZM235 200H236V198H235ZM39 201V200H38ZM63 201H64V203H63ZM68 201V202H67ZM51 204L54 202H51V201H49ZM49 202H48V204H49ZM67 202V204H65ZM73 202V203H72ZM223 202H222V204H223ZM234 201H233V198H232V200L230 199V204L231 203H233ZM18 203V202H17ZM57 203H58V200H57ZM60 203V202H59ZM221 203V202H220ZM34 204H36V202L34 203ZM34 204H33V206H34ZM206 204V205H205ZM213 204V203H212ZM215 204V203H214ZM213 204V205H214ZM222 204H221V206H222ZM233 204H235V203H233ZM38 205V204H37ZM53 205V204H52ZM63 205V206H64ZM232 205V204H231ZM240 205V204H239ZM13 206V205H12ZM31 206V205H30ZM58 206H60V205H58ZM57 206V207H58ZM62 206V207H63ZM228 206V205H227ZM39 207V206H38ZM54 207H56V205H54ZM56 207V208H57ZM62 207L60 206V208H61V210H62ZM76 207V209H74L73 210V208H75ZM205 207H206V211H208V212H206L205 211ZM230 207V206H229ZM15 208V206L13 207V209ZM47 208V207H46ZM45 208V209H46ZM65 207H63V210H65V209H67V208H65ZM216 211H218V213L220 214V212L219 211H222V210H219L218 208H219V206H218V208H216V206L215 207H213ZM222 208V207H221ZM35 209H37V207H35L34 208V210ZM39 209V208H38ZM42 209V208H41ZM48 209V208H47ZM46 209V210H47ZM59 209V208H58ZM70 210H71V208H69ZM213 209V210H214ZM6 210V209H5ZM11 210H12V208H11ZM40 210V209H39ZM60 209H59V211H61ZM204 210V211H203ZM211 210H212V206H211ZM213 210H212V212H213ZM214 210V212L215 213H217L216 211ZM231 210H235V205H234V207H233V209H229V211L231 212V214H232V211ZM32 211H33V209H32ZM37 211V210H36ZM41 211V210H40ZM40 211H38V212H40ZM237 210H235L233 213H235ZM238 211H240V210H238ZM8 211H6V214L7 215H9L8 213H7ZM38 212H36V213H38ZM48 212H50L51 213V210L49 211L48 210ZM48 212H47V215H49L48 214ZM35 213V214H36ZM63 213V211H61V213L60 214H62ZM67 213V212H66ZM65 213V214H66ZM67 213V214H68ZM52 214V213H51ZM54 214V213H53ZM53 214H52V217H55V215L53 216ZM214 214V213H213ZM6 215V216H7ZM233 215V214H232ZM37 216H39V214H37ZM36 216V218H38ZM41 216V215H40ZM39 216V218H41ZM215 216V215H214ZM220 216H221V214H220ZM226 216V215H225ZM237 216V215H236ZM8 217V216H7ZM35 217V216H34ZM52 217H50L49 219L50 220H52ZM64 217V216H63ZM213 217V216H212ZM223 217V216H222ZM180 220L179 222H175V221H178V219ZM234 218H235V215H234ZM57 219V218H56ZM177 219V220H176ZM8 220V219H7ZM41 220V219H40ZM58 220V219H57ZM68 219H66L65 221H67ZM216 220V219H215ZM220 220V219H219ZM237 220V219H236ZM34 221V220H33ZM48 221V220H47ZM182 221V222H181ZM213 223H212V222ZM238 221V220H237ZM37 222V221H36ZM36 222H35V224L34 225H36ZM53 222H57L55 219L53 220ZM185 223V225H181L182 223ZM208 222L209 223H211L210 225H208ZM39 223H41V222H39ZM47 222H45V224H46ZM51 224L52 222H48V224ZM58 223V225H59V222H57ZM56 223V224H57ZM70 223V222H69ZM186 223H189L190 225H186ZM193 223H196L197 225H198V223L200 224V225H195V224H193ZM5 224V223H4ZM38 224V223H37ZM43 224H44V222H43ZM44 224V225H45ZM56 224H54V225H56ZM64 224H66V223H64ZM177 224H179V225H177ZM193 224V225H192ZM213 224V225H212ZM43 225V227H45ZM68 224H66L65 226H67ZM192 225V226H191ZM204 225H205V227H208L209 229V231L207 230V229H205L204 228ZM208 225V226H207ZM39 226V225H38ZM41 227H42V225H40ZM39 226V227H40ZM49 226H51V225H49ZM52 226H53V224H52ZM70 226H71V223H70ZM187 226V227H186ZM190 226V227H189ZM200 226V227H199ZM35 227V226H34ZM40 227V228H41ZM42 227V228H43ZM193 227V228H192ZM194 227H195V229H194ZM40 228H36V231H37V229L39 230ZM48 228V230H49V227H47ZM47 228L45 229L46 231H47ZM52 228V227H51ZM53 230H55L56 229V226L54 227L53 226ZM58 228V227H57ZM192 229V230H191ZM45 230H43V231H45ZM196 230L199 232H197L196 233ZM46 231H45V233H46ZM56 231H57V229H56ZM51 232V230L47 233V234H50V237H52V235H54L55 233L53 232V234L52 233H50ZM42 233V232H41ZM44 233H42V235H43ZM52 234V235H51ZM35 235V234H34ZM36 236V235H35ZM35 236H34V238H35ZM45 236H46V234H45ZM49 237V236H48ZM53 237H57V236H53ZM53 237H52V242L54 241V239H53ZM58 238V237H57ZM36 239V238H35ZM38 239V238H37ZM41 239V238H40ZM58 239V240H59ZM42 240V239H41ZM50 240H51V238H50ZM56 240V239H55ZM57 240V241H58ZM59 240V241H60ZM34 241V240H33ZM43 241H44V239H43ZM57 241H54V242H56V244H59L60 245V243H58ZM36 242V241H35ZM45 242V241H44ZM37 243V242H36ZM42 243V242H41ZM49 243V242H48ZM8 244V243H7ZM46 244H47V242H46ZM45 244V245H46ZM55 244V243H54ZM34 245V244H33ZM7 246V245H6ZM38 246V245H37ZM51 246V245H50ZM5 247V246H4ZM34 247V246H33ZM39 248H41V247H39ZM47 249V248H46ZM7 250V248L5 247V249H4V252ZM40 250V249H39ZM47 250H49V249H47ZM53 250V249H52ZM36 251V250H35ZM34 251V252H35ZM40 251H42V250H40ZM39 251V252H40ZM51 251V250H50ZM37 253H38V251H36ZM35 252V253H36ZM47 252V251H46ZM212 252H214V253H212ZM7 253V252H6ZM43 253V252H42ZM48 253H50V252H48ZM47 253V254H48ZM240 253V254H239ZM3 254H5V253H3ZM208 254V255H207ZM209 254L213 257H210L209 256ZM37 255H39V254H37ZM42 255V254H41ZM44 255V254H43ZM55 255V254H54ZM66 255H68V257L69 258H67L66 257ZM209 256V257H208ZM230 257L229 259H231V260H228L227 258L228 257ZM237 256V257H238ZM6 256H4V258H5ZM44 257V256H43ZM50 257V256H49ZM55 257V258H56ZM45 259H46V257H44ZM208 258H212V259H208ZM67 259H69V261L67 260ZM216 259V258H215ZM218 259V258H217ZM236 259H238L239 261H241L240 259H239V257L238 258H236ZM41 260H43V258L41 259ZM63 260H62V264H63ZM66 260L68 261V263L66 262ZM210 260V261H209ZM71 261V262H70ZM215 261V260H214ZM223 261V262H222ZM38 262V261H37ZM206 262V263H205ZM222 262V263H221ZM42 263H44V262H42ZM46 263H47V261H46ZM213 264H214V262H212ZM244 263V264H245ZM45 264V263H44ZM51 264V263H50Z\"/></svg>", "mask_w": 264, "mask_h": 264}, {"label": "rangeland", "instance_id": "374dc122", "mask_svg": "<svg viewBox=\"0 0 264 264\" xmlns=\"http://www.w3.org/2000/svg\"><path fill=\"white\" fill-rule=\"evenodd\" d=\"M0 1H2V2H0V6H3L4 8L2 9L1 7H0V11H4V12H2V13H0V20H2L1 22H0V51L2 52H0V55L3 57V59H1V56H0V64H2L0 67V72H3V70L4 69H7V71H5L4 70V74H5V76L6 75H10V77H9V79H8V76H7V78L6 79H4L2 76H4L3 75V73L0 75L1 77H2V80H1V78H0V162H2V163H0V183H2V184H0V264H62V260L64 259L63 258V256L61 257L62 259L60 260V263H58L57 261H59L58 259H59V256L58 257H56L57 255H61L60 253H61V251H63V249L61 250V247L60 246H62V244L60 243L61 242V240L59 239V236H61L60 238L62 239V235H60L61 233V231L63 230V232L62 233H66V231H68L69 232V230L71 229V227L73 226V223H74V221L72 222V220L70 221L69 220V218H71L72 217V213H74L73 211H72V207L74 206H72V207H69V205L71 204V203H69L68 201V205H62V200L64 199V198H66L67 199V197H68V195L70 194V196H69V199H72V194H78L79 192H81V194H82V191H83V189L81 188V189H78V188H76L77 186H82L83 184L81 183V185H79V181H78V183H76L77 181V178H78V175L76 176V174H77V172H79L80 173V169L82 170H84V173L86 174L87 172H89V170H87L86 169V165H87V168H88V164H86V161H87V163H89V168L91 167L90 166V164H92L93 162L92 161H94V160H92L93 158V156L92 155H94L95 153H97V154H95L94 155V159H95V156H96V160L98 159V161H97V163L99 162H102L104 159H105V157L104 156H106V153L109 155V151H108V148H109V146H110V148L112 147L111 145V141H113V139H114V136H116L117 134H119V135H117V136H120V133H122L123 132V134H125V132H126V134H128V133H132V135L133 134H136L137 136H136V139L138 140V138L139 139H141L142 137H143V134L146 136H144V139L145 138H148V137H150L151 135H147V134H152V133H147V132H152L154 129L156 130H158V131H160V129H165V132H169V133H171L172 135H174L175 133H177V132H182L183 130H186V126L188 125V123L190 122V123H192L193 125V127H195L196 128V126H194V123H197V125H198V122H199V117H200V115H198V120L196 119L197 118V115L195 114V112L193 111V109H191L192 111H191V113L189 112V110H184V109H182L183 107H181L180 106V111H182V113L183 114H186V115H184L186 118H184L183 117V115H182V118H181V120L183 119L185 122H186V124H185V122L184 121H181L180 120V118H178L177 119V116H175L176 115V113L174 114V120H173V118H172V116L170 117V116H168L169 114H170V112H168V110H166L167 111V113H169L167 116H168V118L171 120V121H173L172 123L174 124V125H172V123H170V122H168L167 120H168V118H167V116H166V114H163V115H165L166 117L164 118V116L162 117L161 115V117L158 115V113H159V111H161V109H162V111H163V109L165 110V108L163 107L164 106V104H163V99H164V103H166L165 101V99H167V101H169V102H167L168 104H165V107L166 106H168L169 108L168 109H170V111H171V109L172 108H170V106H172L171 104H173V103H178V102H176V101H178V99H180L179 101H181V103L183 102V101H185V100H181V99H183L181 96H179L180 94H178L179 93V90H178V88H177V86H179V85H177L176 86V91L178 90V93L176 94V92H173V91H175L174 90V88L172 87V86H174V84H175V82H174V84H173V82H172V80L174 79L173 78V75H174V72H172V71H175V69H177V64H175L176 62L174 61L173 62V60H172V62L177 66L175 69H171L170 67H169V65H171V64H173V63H171V60H169V59H172V58H170V56H172L171 54H169L168 55V53L170 52V51H166V53L167 54H165V50H167V46L166 45H164L165 43H163L162 41H164L163 40V38H160V37H158L159 36V34L158 33H160L161 32V23L160 22H157V21H155V22H152V23H149V22H147V21H145V22H140L141 23V25L140 24H138L137 23V21L138 20H134V19H132L133 20V22L132 21H130V19L131 18H129V20H127V17H126V19L125 18H123L122 16L120 17V16H114V17H107V13L105 12V10H104V8L102 7V6H97V5H94V7H93V10H94V12H97V16H99V14H100V19L101 18H104L103 20H101V23L102 24H105L104 26H105V28H107L106 30H107V32L109 31L110 33H106L105 31L106 30H104V32H99V30L101 29V28H96V27H98V24L96 23V19H98V17L96 16V19L95 18H93V20H91V21H94V23H96L97 24V26L95 27L96 29H97V31H94V29H93V31H92V33H91V31H90V33H87L86 31H87V29H86V26L85 25H88V30L89 29H92L93 27H94V25H96V24H94L93 26H92V28H89V25H91V24H93V23H91L90 24V22H89V24H88V21H86V23H84V24H82L83 22H85V20L83 21H81L80 19H79V21H77L76 19H74V20H66V19H64L65 17L63 16V20L64 21H61V17H58V16H62V12H63V10H62V8H64L63 6H61V4L62 5H64L65 3H68V1L69 0H67V2H66V0H62V2H61V0H33V2H32V0H5V1H3V0H0ZM9 1V2H8ZM14 1V2H13ZM23 1V2H22ZM47 1V2H46ZM55 1H58V4H57V2H55ZM72 2H74V0H71ZM76 1V0H75ZM4 2V3H3ZM5 2H6V4H5ZM13 2V3H12ZM19 2V3H18ZM27 2V3H26ZM48 2H49V4L51 5H49L48 4ZM65 2V3H64ZM10 3H12V4H10ZM32 3H34V4H32ZM55 3V4H54ZM5 6H4V5ZM8 4H10V6L8 5ZM15 4V5H14ZM16 4H18V6L16 5ZM31 4V5H30ZM36 4H37V6H36ZM24 5V6H23ZM46 5V6H45ZM69 5V4H68ZM13 6V7H12ZM50 6V7H49ZM65 6V5H64ZM11 7V8H10ZM15 7V8H14ZM17 7V8H16ZM37 7V8H36ZM45 7V8H44ZM50 9H49V8ZM9 8H10V10H12L11 12H10V10H9ZM19 8V9H18ZM25 8H27V9H25ZM32 8V9H31ZM36 8V9H35ZM40 8H41V10H40ZM48 10H50V11H48L47 12V9ZM18 9V10H17ZM24 9V10H23ZM30 9V10H29ZM43 9H45V12L43 11ZM59 9H60V11H59ZM65 9V8H64ZM7 12H6V11ZM20 10V11H19ZM28 10V11H27ZM37 10V11H36ZM32 11H34V13L32 12ZM41 11V12H40ZM55 13V15H53V12ZM104 11V12H103ZM10 12V13H9ZM19 12V13H18ZM21 12V13H20ZM26 12H27V14H26ZM52 12V14H51V16L53 17H51L50 16V13ZM56 12H57V14H56ZM6 13V15H5V18L4 19H2L3 17H4V15H1V14H5ZM33 13V14H32ZM38 13V14H37ZM49 13V14H48ZM59 13H61V14H59ZM103 13V14H102ZM21 14V15H20ZM59 14V15H58ZM9 15V16H8ZM26 15H29V16H26ZM37 15V16H36ZM41 15H45L44 17H42ZM48 17H47V16ZM57 15V16H56ZM63 15H65V14H63ZM26 18H25V17ZM33 16V17H32ZM54 16H56L57 18H55ZM6 17H8V18H6ZM32 17V18H31ZM41 17V18H40ZM105 17H107V18H105ZM23 18V19H22ZM44 18V19H43ZM47 18V19H46ZM59 18V20H57ZM61 18V19H60ZM116 18V19H115ZM123 18V19H122ZM28 19V20H27ZM34 19V20H33ZM38 19H40V20H38ZM46 19V20H45ZM57 21H56V20ZM96 21H95V20ZM115 19V20H114ZM125 19V22L123 21ZM23 20V21H22ZM43 20V21H42ZM49 20H51L50 22H48ZM53 20V21H52ZM89 20V21H90ZM105 20H107V21H105ZM4 21V22H3ZM44 21H46L47 22V24H43V22ZM55 21V22H54ZM103 21H105L106 23H103ZM109 21H111L112 22V24H114V27L117 25V28L119 27L120 29L118 30L116 27L114 28L112 25H110L111 24V22H109ZM116 21V22H115ZM119 23H118V22ZM121 21H123V23L121 22ZM127 21V22H126ZM128 21L132 24L133 23V25H134V22H136L137 24H136V27H142V26H145L144 28L142 27V28H140V30H141V32H138L136 29V27L134 26V28H133V25H131L130 23H128ZM24 22V23H23ZM26 22V23H25ZM31 22V23H30ZM42 23V26H41V23ZM45 22V23H46ZM52 22L54 23V24H56V23H58V25L60 26H58L59 28H57V24L56 25H54V24H52ZM61 22H62V24H61ZM67 24H66V23ZM70 22V23H69ZM77 22H79V25H78V23ZM81 22V23H80ZM115 22V23H114ZM147 22V23H146ZM151 22V21H150ZM37 23H38V26H37ZM49 23H51L52 25H49ZM101 23H100V21H99V25H101ZM124 23H125V25H124ZM145 23L146 24H148V25H145ZM69 24V25H68ZM82 25V27H84V29H86V31H80V32H83L81 35H80V33H77L78 32V30H80V26ZM23 27H22V26ZM37 27H36V26ZM40 25V26H39ZM48 25V26H47ZM61 25H63V28L64 29H62L61 27ZM64 25H66L65 27H66V31H65V27H64ZM67 25H68V27H67ZM71 25H76V26H74V27H71L72 29L73 28H75V27H80L76 32L75 31H70V35H72V33H74L75 34V36H74V34H73V36H70L71 37V39H70V37H69V39H70V42L68 41V43H70V46H68L69 44L66 42V37L68 38V36H66L65 35V33L67 34V33H69L68 32V29L70 28V26ZM121 25H123V26H121ZM53 26H54V28H56L55 30L54 29H52V31H50L51 30V28H53ZM56 26V27H55ZM102 26V25H101ZM104 26H102V27H104ZM107 26V27H106ZM122 27V29L124 28L126 31H124V30H122L121 29V27ZM127 26V27H126ZM100 27V26H99ZM113 27V28H112ZM14 30H13V29ZM26 28V29H25ZM42 28V29H41ZM70 28V29H71ZM105 28H102V29H105ZM139 28H138V30H139ZM149 29V31L152 33V35H151V33L149 32V31H147L148 29ZM151 28H153L152 30H151ZM4 29V30H3ZM36 29V30H35ZM40 29V30H39ZM50 29V30H49ZM60 29H62L63 31L62 32H59L60 31ZM99 29V30H98ZM108 29H110V30H108ZM128 29H129V32H128V34H133L132 36L131 35H128L127 33L125 34V32H127L128 31ZM131 29H132V32H131ZM145 31H144V30ZM147 29V30H146ZM41 30H43V31H41ZM74 30V29H73ZM81 30H82V28H81ZM114 30V31H113ZM116 30H118V31H116ZM139 30V31H140ZM155 30V31H154ZM41 31V32H40ZM48 31V32H47ZM56 31H57V33L59 34V36L58 35H56L57 33H56ZM111 31H113V32H111ZM119 31H122L121 32V34H120V32ZM147 31V32H146ZM40 32V33H39ZM49 32H51V33H49ZM55 32V33H54ZM93 32H97L98 34L100 33V38L102 39H98V37H99V35H96V33H93ZM116 32H117V35H116ZM119 32V33H118ZM124 32V33H123ZM135 32H137V34L135 33ZM145 32V33H144ZM36 33V34H35ZM40 35H38V34ZM44 33H48V36H49V39H47V38H43V36L45 35L46 37H48L46 34H44ZM64 33V34H63ZM84 33H86V34H84ZM106 33V35H104ZM115 33V34H114ZM139 33V34H138ZM143 33V35L144 36H146V37H144L143 38V40H142V37H143V35H141ZM147 33V34H146ZM3 34V35H2ZM51 34H54V37L51 35ZM64 35L63 37H65V38H61V35ZM76 34H77V36H76ZM93 34V35H92ZM109 34H110V38H109ZM124 34V35H123ZM50 35L52 36V37H50ZM78 35H80L82 38H80L81 39V41H80V39H77V37H80V36H78ZM82 35H84V36H86V35H88V36H91V37H93L92 39H88L87 41H88V43L86 42V41H84V43L82 42V40H84V39H87V38H89L88 36H87V38L86 37H84V36H82ZM114 35V37H113V39H112V36ZM121 35H123V36H121ZM135 35V36H134ZM36 36H38V37H40V38H37ZM58 38H61L62 39V41H61V39H60V41H59V39H57V37ZM104 36H106V37H104ZM128 36V37H127ZM138 36H140L141 37V39H140V37L138 38ZM147 36L149 37H151L152 39L153 38H155V39H151V38H147ZM35 37V38H34ZM56 37V38H55ZM75 37H76V39L78 40H75V41H77V43L73 40V39H75ZM83 37H84V39H83ZM94 37H96L97 39H98V41H97V39L96 38H94ZM130 37H131V40H130ZM53 38V39H52ZM54 38H55V41H54ZM73 38V39H72ZM115 38V39H114ZM119 38V39H118ZM135 39V40H133V39ZM145 38H147V39H145ZM158 38V39H157ZM37 39V40H36ZM41 39H43V40H41ZM46 39L47 40H49L48 42H51V44H52V42H54L53 44L54 45H49V43L47 44V41H46ZM64 39H66V40H64ZM94 39H96V40H94ZM105 39H111V41H113L114 40V42L113 43H111V41L110 40H108L109 41V44H108V41H106ZM121 39H123V40H121ZM159 39H161V42L162 43H159ZM39 40V41H38ZM41 40V41H40ZM53 40V41H52ZM57 40V41H56ZM64 40V41H63ZM72 40V41H71ZM90 40V41H89ZM92 40V41H91ZM99 40H100V42H99ZM121 40V41H120ZM138 40V42H136ZM140 40H142L143 41V43H142V41H140ZM148 40H149V43H148ZM14 41H16V42H14ZM46 41V42H45ZM58 41L62 44V45H64V44H68L67 45V47H71V49L72 48H77L78 47V42H80V44H81V42L83 43V46H81L82 47V50L80 51V48H79V51L81 52H78L79 53V55H78V53H77V55H78V58L80 57V58H82V60L80 59L79 61L77 60L78 58H77V56H76V54H74L73 55V52H77V50L75 49V51L73 50V51H69L68 50V48H67V52L69 51L72 55H70V53H66V45H64V47L65 48H63L62 47V45L60 44V43H58ZM74 41V42H73ZM94 41V42H93ZM96 41V42H95ZM103 41H105V42H103ZM116 41V42H115ZM151 41H152V43H151ZM154 41V42H153ZM156 41H158V42H156ZM38 42V43H37ZM41 42H42V44H43V46H42V44H41ZM57 42V43H56ZM65 42V43H64ZM71 42H72V46H71ZM86 42V43H85ZM91 42V43H90ZM118 42V43H117ZM120 42V43H119ZM157 43V45L155 46L154 45V43ZM37 43V44H36ZM46 43V44H45ZM56 43V44H55ZM76 43V46L77 47H75V45L74 44ZM101 43V45H99ZM123 43V44H122ZM137 43V45H135ZM152 45H151V44ZM57 44H60V45H57ZM85 44V45H84ZM89 46V48H88V46ZM91 44L92 45H94V48L91 46ZM109 45L108 47H107V45ZM113 44H115V45H113ZM117 44H119L118 46H117ZM127 44V45H126ZM150 44V45H149ZM163 44V45H162ZM14 45V46H13ZM39 45V46H38ZM55 45H56V48H55ZM113 45V46H112ZM124 45H125V47H124ZM133 45V46H132ZM141 46V47H139V46ZM146 45L148 46H152V50L151 49H149V47H146ZM161 47L162 46V48H163V46H164V48H166L164 51L162 50V48H161V50H159V46ZM50 46V47H49ZM103 46H104V49H102L103 48ZM117 46V48H115V47ZM119 46H121V47H119ZM134 46L136 47V49L134 48ZM143 46L146 48V50L148 49V52L150 51H152V53H148L144 48H143ZM166 46V47H165ZM9 47V48H8ZM47 47H49V49H51L50 51L51 52H49V54H48V48ZM58 47H60V49L58 48ZM63 49H62V48ZM80 47V46H79ZM92 47V48H91ZM119 47V48H118ZM157 47V48H156ZM15 48H16V50H15ZM46 48H47V51H45L46 50ZM55 48V51L53 50ZM60 50H58V49ZM115 48V52H117V51H119V49L121 50V51H119L118 53L120 54H118L117 53V56H115V52L114 51H112V49H114ZM125 48V49H124ZM143 48V49H142ZM93 49V51L95 52L96 50L95 49H97L98 51L96 52V54L97 53H99L101 56H103V59L104 60H106V61H104L103 59H102V57L101 56H99L98 54H97V57H95V53L92 55V53H89L91 50ZM100 49V50H99ZM104 51H102V50ZM111 51H110V50ZM128 49V50H127ZM129 49L131 50V51H129ZM139 50V54H138V50ZM170 49V48H169ZM168 49V50H169ZM9 50V51H8ZM15 50V51H14ZM52 50H53V53H52ZM62 50H64V51H62ZM89 50V51H88ZM106 50V51H105ZM125 50H127L126 52H125ZM146 52H145V51ZM158 50V51H157ZM56 51H59V54H60V52L62 51V52H64L63 54H60L59 55V57H57L58 56V53L56 52ZM124 51V52H123ZM129 51V52H128ZM136 51V52H135ZM172 51V50H171ZM8 52V53H7ZM61 52V53H62ZM75 52V53H76ZM86 52H87V56L89 57V55L91 56V59H92V61H91V59H89L87 56H86V58L89 60H86L84 57L85 56H83L84 54L83 53H85V55H86ZM112 52H114V53H112ZM123 54H122V53ZM130 52H131V54H130ZM133 52H135L136 53V56H135V54L133 55ZM144 52H145V54H146V56H145V54H144ZM155 52H156V54H155ZM159 52V53H158ZM161 52H162V54H163V57H162V55H161ZM5 53H7V54H5ZM15 53V54H14ZM18 53V54H17ZM52 53V54H51ZM55 53V54H54ZM66 53V54H65ZM112 53V54H111ZM124 53H126L125 54V56H124ZM148 53V54H147ZM10 54V55H9ZM80 54H81V56H80ZM103 54V55H102ZM106 54H108V55H106ZM109 54H111L110 56H109ZM113 54H114V57H113ZM130 54V55H129ZM150 54V55H149ZM159 54L161 55V57L159 56ZM172 54H174V53H172ZM4 55V56H3ZM14 55V56H13ZM52 55V56H51ZM57 55V56H56ZM70 56V57H67V56ZM104 55H105V57H104ZM124 56L123 58L127 61V60H129L128 61V63L123 59V62H122V57L121 56ZM128 55V56H127ZM155 55H157V56H155ZM167 55H168V57H167ZM8 56V57H7ZM9 56L11 57V59H9ZM13 56V57H12ZM29 56H30V58H29ZM32 56V57H31ZM56 56V57H55ZM60 56H64L65 57V62H64V57L62 58V57H60ZM74 56V57H73ZM100 57V60L103 62V64H104V66H103V64H101V62L99 63V61L100 60H98L99 59V57ZM133 58H132V57ZM145 56V57H144ZM150 58H149V57ZM164 56H166V57H164ZM174 56V55H173ZM6 57H7V59H6ZM51 57H53L54 59H52ZM67 57V58H66ZM93 57V58H92ZM95 57V58H94ZM109 57V58H108ZM111 57V58H110ZM115 57L117 58V61H113V59L114 60H116L115 59ZM130 57V58H129ZM136 57V58H135ZM29 58V59H28ZM50 58H51V60L52 61H50ZM59 58H62V60L60 59L59 60ZM69 58V59H68ZM73 58H75V59H73ZM86 60V61H84V59ZM106 58H108V59H106ZM119 58V59H118ZM129 58V59H128ZM157 58V59H156ZM160 58H164V60L165 61H163V60H160ZM168 59V61L169 62H167V59ZM5 59V60H4ZM49 59V60H48ZM56 59H57V61L59 60V63H60V61H61V65L60 66H57V65H59V63L56 61ZM68 59V60H67ZM73 59V60H72ZM135 59V60H134ZM141 59V60H140ZM3 60H4V62H3ZM8 60V61H7ZM28 60V61H27ZM31 60V61H30ZM54 60H55V62H57L56 64L57 65H55V63H54V67L55 68H53V63L52 62H54ZM98 60V61H97ZM113 61L114 62V64L116 63V62H118V64L116 63V65H119L121 62V65H119L120 66V69H119V66H116V68H114L115 66L114 65H111V63L112 62H110V61ZM119 60H120V63H119ZM131 60V61H130ZM137 60H138V62L139 63H137ZM146 60H149L148 62H146ZM43 61V62H42ZM63 61V62H62ZM67 61L69 62V63H67ZM78 62V65H76L77 64V62ZM82 61V62H81ZM87 61H88V63H87ZM95 61V62H94ZM136 61V62H135ZM141 61V62H140ZM151 61H152V63H151ZM3 62V63H2ZM8 62H9V64H8ZM28 62V63H27ZM48 62V63H47ZM50 62H51V64L52 65H50ZM94 62V63H93ZM104 62H108V63H106V64H109V65H106L105 66V63ZM126 62V63H125ZM132 62L134 63L135 62V64L136 65H132ZM165 63L166 62V64H162V63ZM8 64V66L10 67V71H9V69L7 68V64ZM29 63L31 64V65H29ZM86 63H87V65H86ZM90 63V65L92 66H90V65H88ZM94 65H93V64ZM95 63H97V64H95ZM129 63H131V65H132V68H131V65H129ZM167 63L169 64V65H167ZM5 64V65H4ZM28 64V66L26 67V65ZM67 64H69L68 66H67ZM72 64H73V66H72ZM79 64L80 65H82V67H81V69H79L78 67H79ZM101 65V67L102 68H106L105 69V71L106 72H108L109 74L108 75H106L107 73H105V71H104V69H101V67H100V65ZM138 64L140 65L139 67H138ZM148 64H149V66H148ZM152 64V65H151ZM153 64H155L154 65V67H152L153 66ZM173 64V65H174ZM48 65H50V67H48ZM76 65V66H75ZM100 67H98V66ZM150 65H151V67H150ZM158 65V66H157ZM6 66V67H5ZM75 66V67H74ZM96 66V67H95ZM109 66V67H108ZM111 66V67H110ZM2 67H4L3 69H2ZM28 67H30V69H28ZM48 67V68H47ZM72 67V68H71ZM74 67V68H73ZM91 67V68H90ZM98 67V68H97ZM108 67V68H107ZM128 67H130V68H128ZM136 67V68H135ZM138 67V68H137ZM159 68V71H158V68ZM171 67H173V66H171ZM185 67V66H184ZM53 68V69H52ZM77 68V72L75 71V72H73V70H75ZM90 68V69H89ZM110 68H112V69H114V70H112L111 69V73H110V71H109V69ZM124 68V69H123ZM135 68V69H134ZM32 69V70H31ZM51 69L53 70L52 72H51ZM93 69H95V70H98V69H101V71L100 70H98L97 72L96 71H94ZM108 69V70H107ZM121 69H123L122 71H120ZM127 69H129V70H127ZM131 69V70H130ZM155 69V70H154ZM50 70V71H49ZM55 70V71H54ZM61 70V71H60ZM92 70V71H91ZM146 70V71H145ZM147 70H149L150 72L149 73H147L148 71ZM154 70V71H153ZM157 70V71H156ZM172 70V71H171ZM80 71V72H79ZM104 71V72H103ZM116 72V74L114 73V72ZM118 71H120V72H118ZM134 71H135V73H134ZM141 71V72H140ZM144 71V72H143ZM166 71V73H163V72H165ZM177 71V70H176ZM27 72H31L30 74L29 73H27ZM69 72V73H68ZM88 74V75H90V76H88L86 73ZM96 72V73H95ZM102 72V73H101ZM122 72V73H121ZM132 72V73H131ZM156 74H155V73ZM170 72V74L168 75V73ZM7 73V74H6ZM10 73V74H9ZM52 73V74H51ZM75 73V74H74ZM90 73V74H89ZM96 74V75H94V74ZM99 73V74H98ZM115 75H113V74ZM129 73H131V74H129ZM146 73V74H145ZM179 73V72H178ZM28 74V75H27ZM72 74H74V75H72ZM82 74V75H81ZM92 74H93V76H92ZM103 74V75H102ZM119 74V75H118ZM137 76H136V75ZM151 74H153L152 76H151ZM30 75V76H29ZM32 75V76H31ZM78 75V76H77ZM111 75V76H110ZM140 75V76H139ZM161 75V76H160ZM120 77V78H118V77ZM136 76V77H135ZM139 76V77H138ZM147 76V77H146ZM158 76V77H157ZM34 77V78H33ZM62 77H64L63 78V80H62ZM77 77V78H76ZM86 77V78H85ZM89 77H91V78H89ZM96 77H97V79H96ZM99 77V78H98ZM108 77V78H107ZM116 77H117V79H116ZM174 77H175V75H174ZM177 77V79H179V75H177L176 76ZM176 77H175V79L174 80H176L177 81V79H176ZM31 78V79H30ZM57 78V79H56ZM81 78V79H80ZM88 78V79H87ZM93 78V80H91ZM111 78V79H110ZM115 78V79H114ZM125 78V79H124ZM152 78V79H151ZM163 78V79H162ZM23 79V80H22ZM25 79V80H24ZM30 79V80H29ZM39 79H41V80H39ZM44 79V80H43ZM54 79V80H53ZM58 79H60V80H58ZM76 79V80H75ZM124 79V80H123ZM136 79V80H135ZM140 79V80H139ZM149 79H150V81H149ZM159 79V80H158ZM5 80V81H4ZM15 80H16V82H17V84H16V82H15ZM62 80V81H61ZM82 80V81H81ZM84 80V81H83ZM91 80V81H90ZM101 80H102V82H101ZM115 80H116V82H117V84H118V86H119V83L120 82H123V81H125V82H123L124 84H122V83H120L121 85H120V87H118L117 85H116V82H115ZM142 80V81H141ZM164 80L165 81H167V80H169V82H170V84H168V81H167V84H166V82H164ZM173 80V81H174ZM1 81H2V84H1ZM24 81V82H23ZM34 81V82H33ZM53 81H54V83H53ZM56 81H59L58 82V84H60V85H58L57 84V82ZM69 81V82H68ZM73 81H75V82H73ZM76 81H77V83H76ZM79 81V82H78ZM81 81V82H80ZM89 81V82H88ZM98 81V82H97ZM120 81V82H119ZM133 81V82H132ZM138 81H140V85H138L139 84V82ZM160 81V82H159ZM20 82H22V83H20ZM30 82V83H29ZM31 82H32V84H31ZM38 82H39V84H38ZM46 82V83H45ZM72 82V83H71ZM96 82H97V84H98V86L96 85ZM106 82V83H105ZM163 83V84H160V83ZM172 82V83H171ZM20 83V84H19ZM29 83V84H28ZM54 84L52 87H53V90L51 91V92H53L55 89H56V92L59 90L60 92H58V93H60L59 94V96H60V99H59V97H58V100H55V102H57V105H58V103H60L59 104V106H58V110L56 111L54 108H50V107H48L49 105H47V103L46 104H44V100L46 99V96L48 95V97H49V94H51L50 95V97L52 96V95H55V94H53V93H51L50 92V88H52V87H49L50 86V84ZM65 83L67 84V88H68V92H69V94H68V92H67V94L65 95L64 94V92L65 91H63L64 89H62V88H64L66 85H65ZM68 83H69V85H68ZM75 83H76V85H75ZM92 83V84H91ZM94 83V84H93ZM111 83V84H110ZM113 83V84H112ZM128 83V84H127ZM134 83H136L135 85H134ZM26 84H27V86H26ZM51 84V85H52ZM88 84V85H87ZM106 84V85H105ZM131 84V85H130ZM147 84V85H146ZM172 84V85H171ZM56 85H57V87H59V86H61V87H59L58 89H57V87H56ZM73 85H75V87L73 86ZM91 85H92V87H91ZM101 85V86H100ZM123 85V86H122ZM126 85H128L129 86V88H128V93H126L127 91L126 90H124V89H127V87L128 86H126ZM133 85V86H132ZM145 87H144V86ZM152 85V86H151ZM161 87H160V86ZM167 87H166V86ZM169 85V86H168ZM171 85V86H170ZM3 86V87H2ZM35 86H37V87H35ZM80 86V87H79ZM90 86V87H89ZM96 86V87H95ZM100 86V87H99ZM111 86V87H110ZM149 86V87H148ZM25 87H27L28 89H25ZM32 87V88H31ZM71 87H72V89H71ZM73 87H74V89H75V91H74V89H73ZM83 87H84V89H83ZM86 87V88H85ZM106 87V88H105ZM107 87H110V88H107ZM113 87H114V89H115V91H114V89H113ZM116 87V88H115ZM153 87V88H152ZM158 87H160L159 89H158ZM172 87V88H171ZM175 87V86H174ZM45 88V90H43ZM67 88H65L66 89V91H67ZM79 88H80V91H79ZM141 88V89H140ZM142 88H144L143 90H142ZM169 88V89H168ZM1 89H2V91H3V89H4V91L6 92H4L5 93V95H3L4 93L1 91ZM25 89V90H24ZM35 89H37V90H35ZM43 90L44 91V93H43V91H42V93H41V91L40 90ZM47 89V90H46ZM89 89H91V91L89 90ZM94 89H96V90H94ZM110 89H112V90H110ZM120 89H121V91H120ZM134 89V90H133ZM139 89V90H138ZM151 89V90H150ZM155 89V90H154ZM166 89V90H165ZM12 90L14 91V92H12ZM86 90H88V91H86ZM105 90V91H104ZM118 90L120 91V93L118 92ZM132 90V92H130ZM135 90H138V91H135ZM149 90V91H148ZM156 90H157V92H156ZM160 90V91H159ZM173 90V91H172ZM11 91V92H10ZM27 91H30V92H27ZM38 91V92H37ZM61 91H63V94L66 96V99H65V101H67V102H65V103H68V109L66 110V108H64L63 110H64V114L66 115V117H65V115H63V114H61V109L60 108H63L62 106L64 105L63 103H62V101H60L61 99H62V96H64V95H62V92ZM94 91V92H93ZM104 91V92H103ZM107 91H109L108 93H107ZM114 91V93H116V94H114V96H112L113 94H112V92ZM123 91H125V92H123ZM140 91V92H139ZM145 91V92H144ZM152 91V92H151ZM10 92V93H9ZM20 92V93H19ZM23 92V93H22ZM46 92H47V94H46ZM75 93V97H74V93ZM78 92V93H77ZM81 92V93H80ZM83 92H85V93H83ZM90 92L92 93L91 94V100H90V97H88L89 99H85V98H87V95L89 94L90 95ZM96 92H98V94H100L99 95V97H98V99H101L102 97V99L103 100H98L97 101V98H96V95L98 96V94L96 93ZM111 92V93H110ZM131 94H130V93ZM135 92V93H134ZM137 92V93H136ZM143 92V93H142ZM165 92H166V95H163V93L165 94ZM168 92H169V94H171V95H169L168 94ZM181 92V91H180ZM14 93V94H13ZM24 93L25 94H27V95H24ZM39 93V94H38ZM41 93V94H40ZM103 93V94H102ZM118 93H119V95H118ZM123 93V94H122ZM125 93V94H124ZM148 93H150V95L153 97H151ZM164 96V98L162 99V95ZM20 94H21V97H20V100H19V96H20ZM83 94H84V97L82 98H80V95L81 96H83ZM85 94H86V96H85ZM94 94V95H93ZM109 94V95H108ZM112 94V95H111ZM137 94H139V95H137ZM141 94H143L144 96H145V94H146V96L148 95V97H144V98H142L143 97V95H141ZM176 94V95H175ZM8 95V96H7ZM11 95V96H10ZM24 96V98H23V96ZM34 95V96H33ZM57 95V94H56ZM79 95V96H78ZM123 95V96H122ZM127 97H125V96ZM130 95V96H129ZM133 95V96H132ZM157 95H161L160 97H158ZM169 95V99L167 98V96ZM172 95H174V96H172ZM9 96H10V98H9ZM16 96V97H15ZM58 96V95H57ZM93 96L95 97L94 99H93ZM100 96H102V97H100ZM108 96H109V98H108ZM110 96H112V97H110ZM116 96V97H115ZM118 96V97H117ZM123 97V98H125V99H120L121 97ZM129 96V97H128ZM141 98V100H140V98ZM175 96L177 97V98H175ZM187 96H188V94H187ZM189 96H190V94H189ZM14 97H15V99H14ZM18 97V98H17ZM30 97V98H29ZM39 97H40V99H39ZM42 97H43V99H42ZM49 97V98H50ZM53 98H54V96H52ZM56 97V96H55ZM157 97V98H156ZM173 98V100L171 99V98ZM181 97V98H180ZM3 98V99H2ZM5 98V99H4ZM108 98V99H107ZM116 98H118V99H116ZM128 98H130L129 100H128ZM138 98H139V100H138ZM150 100H149V99ZM154 100V101H151L152 99ZM156 98V99H155ZM161 98V99H160ZM175 98V99H174ZM190 98V97H189ZM192 98V97H191ZM17 99L19 100L18 102H16L17 101ZM64 99V98H63ZM69 99V100H68ZM76 99V100H75ZM82 99V100H81ZM83 99H85V100H83ZM93 99V100H92ZM95 99H96V101H95ZM115 99V100H114ZM144 99H146L145 101H146V103L148 104V102H149V104L151 105H149L148 104V111H149V115H148V117L150 118V121H148L147 120V122H146V120L145 121H143V119H145V117H147L146 115L147 114H145L144 116V118L143 119H141V121L142 122H144V124H142V122L140 123V118H138V122L140 123V127L139 126H137V122H136V118H134V119H136L135 120V122H134V120H133V122H131V118L132 117H134L135 115H136V113H138V114H140V115H142V116H140L141 118L143 117V113H148V111H147V105L145 104V101H144ZM159 99V100H158ZM35 102H37V103H35ZM39 100H40V102H39ZM43 100V101H42ZM47 100V99H46ZM52 100H54V99H52ZM86 100H90L91 101V103L89 104ZM107 100V101H106ZM109 100H111V101H109ZM114 102H113V101ZM118 100H120V101H118ZM130 100H132V102L130 101ZM133 100L135 101V102H133ZM157 100V101H156ZM162 100V101H161ZM176 100V101H175ZM187 100V99H186ZM2 101V102H1ZM25 101V102H24ZM27 101V102H26ZM49 101V100H48ZM60 101V102H59ZM81 103V105L78 103ZM84 101V102H83ZM93 101H95V102H93ZM103 101V102H102ZM115 101H117L118 103L116 104L115 103ZM123 101V102H122ZM125 101V102H124ZM129 101V102H128ZM137 101H138V104L136 105V103H137ZM144 101V102H143ZM159 102V101H161L162 103V105L163 106H160V102L159 103H157L156 104V102ZM173 101V102H172ZM3 102H5V103H3ZM6 102H7V104H12L11 106L10 105H7L6 104ZM46 102V101H45ZM50 102V101H49ZM101 102V103H100ZM112 102V103H111ZM124 103L123 104V106H122V103ZM127 102V104H128V106L125 104ZM155 102V104H153V103ZM186 102H188V100L186 101ZM185 102V103H186ZM196 102V101H195ZM15 103H18V106H17V104H15ZM22 103H23V105H22ZM27 105H26V104ZM63 105H62V104ZM87 103V105H83V104H86ZM93 103H95V104H97V103H100V105L102 104V106H100V105H94ZM110 103V104H109ZM135 103V104H134ZM144 103V104H143ZM190 103V102H189ZM197 103H199V101L197 102ZM40 106H39V105ZM42 104H43V107L44 106H46V108L44 107V110L45 109H51L52 110V112L54 113V111L57 113H55V115H54V118H52L51 116V122H52V124H54V125H50V128L48 127L47 128V124H45V126H46V128L44 127V125L42 126V124H44V123H42V124H38V123H36V121H34L36 124V126L34 125L33 126V118H32V116H36L37 114H39V116H37V117H39L40 118V116H41V114H42V112L39 110V109H37L38 108V106H39V108L41 107L42 108ZM50 104V103H49ZM70 104H72V105H70ZM107 106H106V105ZM112 104V105H111ZM113 104L115 105L116 104V110H115V106H113ZM133 104H134V106H133ZM158 104H159V107H160V109H158V107H156V109H158L159 111L156 113L157 114V116H156V114H153V116H151L150 117V113L152 112V113H155V111H157V110H155V108H153V107H155V106H158ZM170 104V105H169ZM176 104H175V106H176ZM192 104L193 103H191V105L190 106H192ZM16 105V106H15ZM51 105V104H50ZM75 105V106H74ZM78 105H80V107H78ZM90 105H91V107H90ZM94 105V106H93ZM109 105V106H108ZM111 105V106H110ZM135 105H136V108H135ZM143 105L146 107V109H144L145 107H143ZM153 105H155V106H153ZM178 106L176 107V108H179V105H181L180 103H178L177 104ZM194 105V104H193ZM28 106V107H27ZM37 106V107H36ZM71 106H74L73 108L71 107ZM84 106L86 107V108H84ZM121 106V107H120ZM125 106V107H124ZM132 106V107H131ZM141 106V107H140ZM173 106H174V104H173ZM172 106V107H173ZM198 106V105H197ZM32 107H34V108H32ZM70 107L72 108V110L70 109ZM81 107H83V111H79V109L80 110H82V108ZM90 107V108H89ZM100 107V108H99ZM107 107V108H106ZM119 107H120V111H119ZM123 107V108H122ZM126 107H127V109H129L130 108V110H128V111H126L127 109H126ZM143 107V108H142ZM163 107V108H162ZM187 107V106H186ZM186 107H184V108H186ZM31 108V109H30ZM74 108L75 109H77V111H75L74 110ZM87 108H88V110H90V111H88L87 110ZM92 108V109H91ZM93 108H95V109H93ZM131 108H132V110L135 108V110H133V113H131L132 112V110H131ZM141 108V109H140ZM191 108V107H190ZM189 108V109H190ZM195 108V107H194ZM15 109H16V111H15ZM34 109V110H33ZM49 109V110H50ZM54 109V110H53ZM106 109V110H105ZM136 109H138V110H136ZM166 109H167V107H166ZM7 110H9V111H7ZM25 110V111H24ZM39 110V111H38ZM44 110H42V111H44ZM49 110H47V111H49ZM85 110H87V111H85ZM95 111V112H92V111ZM100 110V111H99ZM102 110V111H101ZM113 110H114V112H113ZM140 110V111H139ZM173 110H174V108H173ZM176 110V109H175ZM178 110V109H177ZM195 110V109H194ZM12 111V112H11ZM33 111V112H32ZM38 111V112H37ZM46 111V110H45ZM44 111V112H45ZM72 111L74 112V114H75V116L76 117H74V114H72ZM109 111V112H108ZM121 111H125L124 113H125V115L121 112ZM129 111H131L130 112V114L129 115H131V117L129 116V118H127L128 117V113H129ZM136 113H135V112ZM140 113H139V112ZM154 111V112H153ZM10 112V113H9ZM22 112H25V113H22ZM27 112V113H26ZM28 112H30L31 113V115H30V113H28ZM41 112V113H40ZM43 112V113H44ZM50 112V111H49ZM60 114H59V113ZM63 112V111H62ZM80 112V113H79ZM82 112V113H81ZM85 112V113H84ZM100 112V113H99ZM119 112H121L122 113V115H124L123 117H122V115H121V113L119 114H117V113ZM126 112H128V113H126ZM177 112H179V111H177ZM185 112V113H184ZM188 112L190 113V114H192V115H190V117H189V114H188ZM48 113V112H47ZM46 113V114H47ZM67 113V114H66ZM92 113V114H91ZM95 113V115H93ZM98 113V114H97ZM135 113V115L134 116H132V114H134ZM142 113V114H141ZM152 113H151V115H152ZM165 113V112H164ZM173 113V111H171V114ZM181 113V114H182ZM197 113V112H196ZM200 113V112H199ZM33 114V115H32ZM45 113H44V115H46ZM49 114V113H48ZM72 115L71 117H70V115ZM77 114H80V116H78ZM88 114H89V116H88ZM115 114V115H114ZM160 114H162V112H160ZM179 115H180V113H178ZM201 114V113H200ZM17 115L19 116L18 118H17ZM43 115V114H42ZM60 115H63V116H61V118H60ZM99 115V116H98ZM114 115V116H113ZM120 115H121V117L123 118V120H121L122 118L120 117ZM173 115V114H172ZM7 116H9V118L7 117ZM12 116V117H11ZM13 116H14V118H13ZM34 116V118H37V117H35ZM56 116V117H55ZM59 116V117H58ZM68 116V117H67ZM86 116V117H85ZM94 116V117H93ZM108 116H109V118H108ZM116 116V117H115ZM126 116V117H125ZM138 116V117H139ZM155 116L157 117L156 119L157 120H159V121H157L156 119H155ZM181 116V115H180ZM193 116H195L196 118H193ZM3 117V118H2ZM25 117V118H24ZM28 117V118H27ZM47 117V116H46ZM63 117V118H62ZM80 117V118H79ZM136 117V116H135ZM154 117V118H153ZM159 117V118H158ZM189 117V118H188ZM12 118V119H11ZM17 118V119H16ZM22 118H23V120H22ZM67 118V119H66ZM77 118V119H76ZM84 118V119H83ZM113 118V119H112ZM114 118H115V120H116V118L117 119H119L120 118V121H123V123L122 122H120L122 125H124L123 127H122V125H119L118 124V122L119 121H115L114 120ZM125 118L126 119H128V120H125ZM148 118V119H149ZM166 118H167V120H166ZM188 118V119H187ZM193 120V122H192V120ZM2 119H3V121H2ZM4 119H8L7 121L6 120H4ZM13 119H15V120H13ZM53 119V120H52ZM56 119H57V121H56ZM73 121H72V120ZM79 119H81V121L79 120ZM86 119V120H85ZM103 119V120H102ZM107 119V120H106ZM133 119V118H132ZM153 119H154V123H152V121H153ZM176 119V120H175ZM12 120V121H11ZM29 120V121H28ZM61 120V121H60ZM64 120H66V121H64ZM75 120V121H74ZM83 120V121H82ZM94 120H96L97 121V124H96V121H94ZM111 120H114V122L113 121H111ZM169 120V121H170ZM187 120H188V123H187ZM191 120V121H190ZM3 123H2V122ZM4 121H6V123L4 122ZM26 121H28V122H26ZM54 121V122H53ZM56 121V122H55ZM70 121V122H69ZM72 121V122H71ZM125 121H128L127 122V124H124V123H126ZM157 121V122H156ZM196 121V122H195ZM198 121V122H197ZM14 122V123H13ZM19 122V123H18ZM24 122H26V124L25 125H21V124H23ZM29 122H31V123H29ZM63 122V123H62ZM74 122V123H73ZM85 122H86V125H85ZM93 122V123H92ZM94 122H95V124H94ZM101 122V123H100ZM103 122V123H102ZM114 123V125H113V123ZM115 122L117 123V124H115ZM149 122V123H148ZM181 122V123H180ZM184 122V123H183ZM12 123V124H11ZM56 123H59V125L55 128V125H56ZM65 123V124H64ZM71 123H73V124H71ZM78 123V124H77ZM80 123V124H79ZM90 123V124H89ZM105 123V124H104ZM108 123H109V125H108ZM111 123V124H110ZM157 123V124H156ZM168 123L170 124V125H172V128L170 127V125L169 126H167L168 125ZM189 123V124H190ZM200 123V122H199ZM202 124H203V122H201ZM200 123V124H201ZM3 124V125H2ZM18 124H19V127H18ZM62 124V126L60 127V125ZM103 124V125H102ZM129 124V125H128ZM26 125L28 126V128H26ZM30 125H32V126H30ZM83 125V126H82ZM95 125V126H94ZM100 125V126H99ZM111 125L113 126V127H115V126H117L116 128H114V129H116V131H118L119 133H117V132H113V136H112V134H111V132L113 131V127H111ZM119 125V126H118ZM132 125V126H131ZM147 125V126H146ZM151 125V126H150ZM160 125H161V128H160ZM185 125V126H184ZM196 125V124H195ZM208 125V124H207ZM51 126H53L54 128L53 129H51L52 127ZM64 126H65V131H64ZM76 126V127H75ZM85 126V127H84ZM90 126V127H89ZM110 127V129H111V131H110V129H109V127ZM127 127V128H125V130H123L124 129V127ZM142 126V127H141ZM174 126V127H173ZM199 126V129H200V125H198ZM201 126H203V125H201ZM8 127H11V128H9L8 129ZM33 127V128H32ZM71 127H73V128H71ZM81 129H80V128ZM95 127V128H94ZM101 127V128H100ZM106 127L108 128V129H106ZM121 127H122V129H121ZM147 127H148V130H147ZM153 127V128H152ZM169 127V128H168ZM6 128V129H5ZM26 128V129H25ZM32 128V129H31ZM43 128V129H42ZM60 128V129H59ZM75 128V129H74ZM77 128H79V129H77ZM86 128V129H85ZM90 130H89V129ZM91 128H93V129H91ZM131 128V129H130ZM150 128V129H149ZM205 128H208L206 125H205V127H203L202 129V131H204L205 130ZM23 129H24V131H23ZM49 130L48 132L47 131H45V130ZM55 129V131H58V132H56L57 134H58V136H59V134L60 133H62V136H59L58 138H59V140H58V138H57V136H56V133L53 131ZM59 129V130H58ZM62 129H63V131H62ZM67 129H68V132H67ZM82 129H85V130H83V131H86L87 129V131L86 132H82L81 130ZM96 129L99 131H97L98 133H96ZM103 129H104V131H103ZM108 130V131H106V130ZM127 129V130H126ZM168 129V130H167ZM197 129H198V127H197ZM2 130V131H1ZM9 131L10 132V136H9V132H4V131ZM34 130H35V132H34ZM43 130V131H42ZM60 130H61V132H60ZM69 130H70V133H69ZM122 132H121V131ZM128 130H129V132H128ZM144 130V131H143ZM147 130V134L145 133V131ZM152 130V131H151ZM154 130V131H155ZM207 130V129H206ZM29 131V132H28ZM78 131H80L79 133H78ZM90 133H89V132ZM93 131V132H92ZM110 131V132H109ZM139 131V132H138ZM200 131V130H199ZM198 131V132H199ZM208 131V130H207ZM206 131V132H207ZM23 134H22V133ZM31 132V133H30ZM38 132V133H37ZM44 133L43 134V137H41L42 136V133ZM50 132V133H49ZM77 132V133H76ZM92 132V133H91ZM102 132H106V133H104V135L106 136V137H108V135L110 134L111 135V141L109 140L110 138H108L107 140H109L111 143H108L109 144V146L107 147V145L108 144H105V143H103L104 141H105V139H106V137H104V140L102 139L103 137H100L99 138V135L101 136H104L103 134H100V133H102ZM109 132V134H107ZM134 132V133H133ZM198 132H197V134H198ZM3 133V134H2ZM32 133H37V135L35 134V138H34V134H32ZM49 133V134H48ZM68 135H67V134ZM85 133V134H84ZM88 133V134H87ZM141 133V134H140ZM31 134H32V136H31ZM39 134V135H38ZM50 134H55V137L56 138H54V135H50ZM67 136H66V135ZM72 134V135H71ZM81 134H83V135H81ZM97 134V135H96ZM99 134V135H98ZM122 134V135H123ZM23 135H24V137H23ZM69 135H71V136H69ZM76 135H78V136H76ZM89 136V138H90V136H91V139H92V141H90L91 139H89L88 138V136ZM128 135H130V134H128ZM140 137H139V136ZM5 136V137H4ZM53 136V137H52ZM66 138H65V137ZM84 136H85V140H83V139H81V137H83L84 138ZM117 136L115 137V138H117ZM133 136H135V135H133ZM142 136V137H141ZM196 136V137H195ZM194 136V140L196 141L197 139V135H195ZM6 137H8V138H6ZM32 137V138H31ZM52 137V138H51ZM76 137V138H75ZM112 137H113V139H112ZM192 137V139H193V136H191ZM29 138V139H28ZM38 138V139H37ZM40 138H41V140H40ZM50 138V139H49ZM61 138V139H60ZM69 139V141L71 142H69L68 141V139ZM205 138V141H202L201 142V145H200V141L198 142V144H199V146H198V150H197V153L195 154V156H196V158L198 159L199 158V160H201V158L200 157H203V156H205V157H207V160L209 161V166H208V169H209V171L210 172H207V170H206V172L207 173H209V175H210V177L211 178H213V180H216V178L214 177V176H217V180H218V176L220 177V179L222 178V176H223V174H225L224 176L228 179L227 181L229 182V184L228 183H225V181L226 180H224V184H227V185H225L226 187V189H227V196H228V198H230L231 200H232V198H233V203H235V204H233V203H229L230 202V199H229V201H228V199L226 198V196L224 197L223 195H221L220 196V194H219V196L218 197H220V198H218L217 197V199H215V198H213V197H215L216 195H215V191L212 189V194H214V195H212L213 197L212 198H206L205 200H207V199H209L208 201H206V203L208 202H211L210 204H211V206H212V210L214 209L213 207H215L216 206V208H218V206H219V210H222V211H219L220 212V214H221V216H220V214L218 213V211H216L215 209V211L217 212V213H215L214 212V210H213V212H212V210H211V206H210V204H209V206H210V208H209V206H208V203H207V207L209 208V216H211V217H209L210 219L211 218H214L213 220V222H215V223H217L218 221L220 222V221H223V222H221L220 224H222V223H226L225 221H227L228 220V218H229V220L227 221V223H230L231 221H232V223H234V224H241V209H242V207H241V205H242V201H241V191H240V193H238L239 191V188L241 187V169H239V167H238V169H236L237 168V164H236V168H233V166L232 165H230L229 166V164H228V166H227V164L226 163H224L225 162V160L224 161H222L221 160V158H220V154L219 153H221V152H219V153H217L216 154V152H215V150L214 149H216L215 148V146L213 147V145L214 144H212V145H210V146H212V147H210V149H212L211 151H213V152H211L210 151V149H209V145L207 144V141H209L208 139H206L207 138V136L206 137H204ZM7 139V140H6ZM25 139V140H24ZM31 139V140H30ZM53 139V140H52ZM54 139H55V141L56 142H54ZM57 139V140H56ZM67 140V141H65V140ZM81 139V140H80ZM88 139V140H87ZM95 139V140H94ZM10 140V141H9ZM27 140V141H26ZM35 140V141H34ZM46 140V141H45ZM50 140V141H49ZM62 140V141H61ZM78 140H79V143H78ZM83 140V141H82ZM106 140V141H107ZM115 140V139H114ZM142 140H143V138L141 139V141H139L140 143L142 142ZM204 140V139H203ZM207 140V141H206ZM40 141V142H39ZM41 141H42V143H41ZM52 141V142H51ZM57 141H58V143H57ZM86 141H88L87 143H86ZM89 141L91 142V143H89ZM94 141V142H93ZM108 141V142H109ZM4 142V143H3ZM64 142H69V144H67V143H64ZM78 144H77V143ZM86 144V145H84V143ZM97 142V143H96ZM135 142V141H134ZM138 142V141H137ZM136 142V143H137ZM203 142L205 143V144H203ZM44 143H46V144H44ZM55 143H57V145L55 144ZM62 143V144H61ZM73 143V145H72V147H71V144ZM80 143H82L81 144V146H78V145H80ZM95 144V146H93L92 144ZM209 143V142H208ZM211 143V142H210ZM49 144V145H48ZM52 144V145H51ZM53 144H54V146H53ZM59 144H60V146H59ZM77 144V145H76ZM135 144V143H134ZM134 144H132V146H134ZM139 144V143H138ZM42 145V146H41ZM46 145V146H45ZM52 147H51V146ZM82 145H84V146H82ZM90 145V146H89ZM103 145H106V146H103ZM208 145V146H207ZM34 146V147H33ZM38 146V147H37ZM59 146V147H58ZM93 146V148H91ZM137 146V145H136ZM206 146L208 147V149L206 148ZM3 147V148H2ZM40 147V148H39ZM59 148V149H57V148ZM61 147V148H60ZM65 147V148H64ZM75 147V148H74ZM82 147V148H81ZM106 147H107V149H106ZM124 147V146H123ZM122 147V148H123ZM126 147V146H125ZM128 147V149H130V153H132V155H133V152H135L136 150V152L137 153H139V154H141L142 152H144L145 150L143 149H140V147L139 146H137V147H133V149L135 150V148H136V150L135 151H133V152H131L133 149H131L130 147L131 146H127ZM127 147H126V150H125V148H123V151H126V152H128L127 150ZM32 148V149H31ZM42 148V149H41ZM43 148H49V149H43ZM51 148V149H50ZM62 148H64L65 150H66V153H64V152H62L60 149H62ZM69 148H71L73 151H74V149H75V151L76 152H78V149H80L79 150V152L78 153H76L75 151V153L73 152H71L72 150L70 149L69 150ZM77 148V149H76ZM95 148V149H94ZM109 148V149H110ZM112 148H114V146L112 147ZM112 148H111V150H112ZM116 148V147H115ZM115 148H114V150H115ZM120 148V147H119ZM139 148V149H138ZM55 149V150H54ZM64 149H62L63 151H65ZM95 151V152H93V150ZM117 149V148H116ZM121 149V148H120ZM218 149V148H217ZM42 152H41V151ZM47 150H50V152H48ZM54 150V151H53ZM58 150V151H57ZM103 150H105V152L103 151ZM108 152H107V151ZM110 150V151H111ZM141 150H142V152H141ZM38 151V152H37ZM40 151V152H39ZM48 153H47V152ZM53 151V152H52ZM61 152V154H59L58 152ZM67 151H70V152H67ZM91 151H92V153H91ZM97 151V152H96ZM120 151H122V150H120ZM138 151H140V152H138ZM146 151H148V149H146ZM56 152V153H55ZM135 152V153H136ZM38 153V154H37ZM51 155H50V154ZM71 153V154H70ZM115 153V152H114ZM118 153H119V151H118ZM124 154H125V152H123ZM129 153V154H130ZM134 153V154H135ZM136 153V154H137ZM145 153V152H144ZM2 154V155H1ZM49 154V155H48ZM59 154V155H58ZM63 154H65V156L63 155ZM67 154L70 156V157H68L67 156ZM74 154V155H73ZM77 154V155H76ZM103 155L102 157H101V155ZM123 154V155H124ZM128 154V153H127ZM135 154V155H136ZM143 154V153H142ZM198 154V155H197ZM203 154V155H202ZM219 154V155H218ZM42 155V156H41ZM46 155V156H45ZM48 155V156H47ZM59 157L60 155V157H59V160H58V157ZM78 156L76 159H75V163H73L74 162V160H73V162H72V164H70L71 163V161H72V158L74 157V156ZM90 155H91V157H90ZM97 155H99V157H97ZM107 155V156H108ZM116 155V154H115ZM118 155V154H117ZM119 155H120V153H119ZM123 155H121V156H123ZM131 155V154H130ZM146 155V154H145ZM200 155V156H199ZM202 155V156H201ZM210 155V156H209ZM213 157H212V156ZM219 157H218V156ZM52 156V157H51ZM73 156V157H72ZM75 156V157H76ZM84 156H85V158H84ZM107 156H106V158H107ZM110 156H112L111 155V153H110ZM120 156V157H121ZM128 156V157H127ZM126 157L127 158H129V155H127ZM214 156H216V157H214ZM222 156V155H221ZM47 157H49L50 159H48ZM62 157H64L63 158V160H61L62 159ZM66 157H67V159H69V160H71L70 161V163L68 162L67 163V161H69V160H66ZM115 156H113L112 158H114ZM140 157V156H139ZM141 157H144L143 155L141 156ZM226 157V156H225ZM40 158V159H39ZM61 158V159H60ZM71 158V159H70ZM78 158L80 159V160H78ZM101 158H103V160L101 159ZM108 158H109V156H108ZM117 157H115V159H116ZM123 158L124 157H122V159L121 160H118L117 161V164H118V162H120V161H122L123 160ZM157 158V156L155 157V159ZM215 158V159H214ZM227 158V157H226ZM48 159V160H47ZM55 159L56 160H58V161H55ZM88 159H90L91 160V162L90 161H88ZM110 159V158H109ZM113 160L112 159V161H111V159H110V162H111V164H110V162H109V160L107 159L106 160V163L105 162H103L105 165H104V167L107 165V163H108V166L109 165H112L111 166V169L109 168V170L111 171L115 166H117L116 168H115V170L119 173H117L114 169V171H115V175L113 174V173H110L111 175L113 174L115 177H113V178H117L118 179V181H120L121 179H122V177H126V176H128L129 178L131 177V178H134L133 176H135L136 177V175H134V174H136V173H134L135 172V169L134 168H130L131 166H133V165H129V163L131 162V160H129L126 164L129 166H127L126 164H124V166H125V169H123L124 167L122 166V163L120 164V165H116L115 163V161L116 160ZM134 159V158H133ZM132 159V160H133ZM149 159V158H148ZM151 159V158H150ZM216 159H217V161H216ZM37 160V161H36ZM43 160V163L42 162H40V161H42ZM44 160H46V162L44 161ZM50 160V161H49ZM52 160V161H51ZM66 162H65V161ZM85 160V161H84ZM95 160V161H96ZM99 160H101V161H99ZM128 160V159H127ZM127 160H125V162L127 161ZM135 160V159H134ZM221 160V161H220ZM47 161H48V164L47 165H49V164H51V163H53L54 162V164H53V169H51V165H49V166H47V165H44V166H46L47 167V169L45 170V169H43L42 168V164H45V163H47ZM62 161H64L63 163H62ZM81 163H80V162ZM114 161V162H113ZM124 161V160H123ZM146 161V160H145ZM151 161V160H150ZM159 161H160V159H159ZM203 161V160H202ZM216 161V162H215ZM226 161H228V160H226ZM230 161H231V159H230ZM229 161V162H230ZM233 161V160H232ZM35 162V163H34ZM36 162H37V164L38 165H41V166H35V165H37L36 164ZM45 162V163H44ZM51 162V163H50ZM59 162H61V165L59 166ZM77 162H79L80 163V165L81 164H83V165H81L80 166V168H79V170L77 171V169L76 168H74L75 166L76 167H78V163ZM136 162V161H135ZM134 162V163H135ZM143 162V161H142ZM148 162V161H147ZM220 162V163H219ZM41 163V164H40ZM55 163H56V165H55ZM65 163H67L69 166H71V169H72V165H74L73 166V170H74V178H72V179H74V180H72L71 178H70V181H66V182H68V185L69 186H71V187H69L68 185H65V184H67L66 182H65V180L63 179V181L61 182V180H62V177H66L67 175H69L68 174V170H70L71 171V169H69L70 167L67 165L66 166V164ZM112 163H114L115 165H114V167H113V164ZM132 163V162H131ZM141 163V162H140ZM146 163V162H145ZM215 165H214V164ZM222 163V164H221ZM232 163H234V162H232ZM33 164V165H32ZM86 164V165H85ZM95 164V163H94ZM102 163H100V165H101ZM148 164H149V162H148ZM159 164V163H158ZM198 164V163H197ZM200 165H201V161H200V163H199ZM62 165H64V168H65V170H66V167H67V170L66 171H64V168H63V166ZM85 165V166H84ZM100 165L99 164H96L95 166L96 167H98L99 166V168H100ZM136 165V164H135ZM211 165H212V167H211ZM234 165V164H233ZM62 167L61 169H57V167ZM92 166H93V164H92ZM95 166H93V168L95 167ZM119 166V167H118ZM145 166H149V165H144V167ZM9 167V168H8ZM45 167V168H46ZM48 167H49V169H48ZM54 167H56V168H54ZM95 167V168H96ZM113 167V168H112ZM123 169H121V168ZM126 167H128V169L126 168ZM136 167V166H135ZM141 167V166H140ZM139 167V168H140ZM210 167V168H209ZM234 167H235V165H234ZM241 167V166H240ZM6 168V169H5ZM92 168V169H93ZM94 168V169H95ZM98 168V169H99ZM107 168V167H106ZM121 170H120V169ZM205 168V167H204ZM207 168V167H206ZM211 168H214L213 170H215V168H216V171H214L213 172V170L211 169ZM231 168H232V170H231ZM35 169V170H34ZM40 169V170H39ZM42 169L44 170V171H42ZM55 169H57V174H59V171H60V175L63 173V175H58V176H60V177H58L57 176V179L58 180H60L58 183H57V181L58 180H56V176L55 175H57L55 172H56V170ZM86 169V170H85ZM101 169V168H100ZM105 169V168H104ZM221 169V170H220ZM235 169H236V171H240L238 174H237V172L235 171ZM5 170V171H4ZM53 170H54V172H53ZM82 170V171H83ZM91 170V169H90ZM109 170H108V175H109ZM120 170V171H119ZM127 170V171H126ZM128 170H131L134 174H132V176H130V171H128ZM137 170H139V169H137ZM212 170V171H211ZM234 170V171H233ZM4 171V172H3ZM37 173H36V172ZM92 171V170H91ZM90 171V172H91ZM97 171V169L95 170V172ZM125 171L126 173L127 172H129V173H127V175H126V173L123 172ZM220 171H222L223 172V174H222V172H220ZM35 172V173H34ZM39 172H41V173H39ZM46 174H45V173ZM48 172H51V174H52V176H51V174L49 175V173ZM95 172H92V173H95ZM103 172H105V171H103ZM137 172V171H136ZM142 172H144L143 170H142ZM220 172V173H219ZM233 172H235V173H233ZM45 175H43V174ZM48 173V174H47ZM70 173H72V172H70ZM78 173V174H79ZM84 173L82 172V173H80L79 174V178L81 179L82 177H80L81 175L83 176L84 175ZM90 174L89 173V175H90V178L92 179V178H94V180H91L90 178H89V176H88V178L90 179L89 180V184H91L90 182H98V183H94L93 184V182H92V186H96V184L97 185H99V183H100V179H99V181H97V179L99 178H96L93 174ZM106 173V172H105ZM121 173V174H120ZM139 174H140V172H138ZM137 173V174H138ZM146 173V172H145ZM219 173V174H218ZM4 174V175H3ZM9 174V175H8ZM35 174V175H34ZM38 174V175H37ZM66 176H65V175ZM88 174V173H87ZM96 174V173H95ZM138 174V175H139ZM143 174V176H145V174L144 173H142ZM160 174V173H159ZM213 174V175H212ZM215 174V175H214ZM216 174H218V175H216ZM235 174H237V176H235ZM4 176V177H2V176ZM91 175H93V177H91ZM98 175V174H97ZM101 175V174H100ZM107 174H106V176H108ZM119 175H120V177H119ZM122 175V176H121ZM141 175V174H140ZM140 175L138 176L139 178H144L142 175V177H140ZM8 176V177H7ZM54 177V179H52L53 180V182L49 179V181L48 180H46V182L44 181L45 180V178L47 179V178H49V177ZM72 176H73V174H72ZM147 176V177H146ZM146 176H145V180H144V184H142V181L140 182V180H137V179H131V180H129L127 177L125 178L126 180L128 179V182L127 181H125L126 183H125V185L128 183L129 184V186H131L132 185V183H133V185L132 186H134V184L135 183H137V181L139 182V184H138V186L140 185V184H142L141 185V187H138L137 186V184H136V187H137V189L138 190H136V193H138L139 192V194L140 195H142L144 192H149L150 190H153V188H152V186L154 187V188H156V185H157V188L160 186V187H163V186H165V185H167V184H169V182H170V177H166V179H163L164 178V176L162 177V181L163 180H165V182L163 183V182H161V177L159 178V176H161V174L160 175H155V177H158L157 178V180H152V179H154V178H152L151 176L152 175H150V177L151 178H149V172H147V174H146ZM224 176H223V178H224ZM43 177H45V178H43ZM50 177V178H51ZM84 178H82V180L83 179H85L86 177L85 176H83ZM102 177V176H101ZM112 177V176H111ZM153 177H154V175H153ZM88 178L87 179H85L84 181H86L87 180V182H88ZM137 178V177H136ZM151 179L152 180V183L151 184H153V181H154V184L156 183L155 181H158V179H159V181L154 185H150L149 183H148V180L149 179ZM3 179L5 180L4 181V184H3ZM36 179V180H35ZM67 179V178H66ZM112 179V178H111ZM111 179L109 178V180H110V182H111ZM56 180V181H55ZM102 181L104 180L105 181V179H101ZM108 180V178H106V181ZM124 180V179H123ZM122 180V181H123ZM136 182H135V181ZM142 180V179H141ZM41 181V182H40ZM74 182V183H76V184H78V185H74V183L72 184L71 182ZM117 181V180H116ZM132 183H131V182ZM172 181V180H171ZM38 182V183H37ZM56 182V183H55ZM65 182V183H64ZM87 182H83V183H87ZM109 182V183H110ZM115 182V181H114ZM130 182V183H129ZM149 182H151V181H149ZM46 183V184H45ZM48 183H50L49 185H48ZM53 183V185H54V187H51V184ZM55 183V184H54ZM106 183V182H105ZM108 183V182H107ZM106 183V184H107ZM117 183V185H118V183L119 182H116ZM116 183H115V185H116ZM123 183V182H122ZM121 183V184H122ZM148 183V184H147ZM6 184V185H5ZM43 184V185H42ZM56 184H57V188H56ZM60 184V185H59ZM71 184V185H70ZM88 184V183H87ZM103 183H100V185H102ZM127 184V185H128ZM131 184V185H130ZM158 184H160L159 186H158ZM163 184V185H162ZM223 184V185H224ZM230 184H231V186H230ZM240 184V185H239ZM2 185V186H1ZM42 185V186H41ZM45 185H47V186H45ZM99 185V186H100ZM112 185L114 186V184H113V181H112ZM162 185V186H161ZM238 185V186H237ZM5 186V187H4ZM62 186H65L64 188L62 187ZM67 186V187H66ZM103 186V185H102ZM101 186V187H102ZM110 186V185H109ZM109 186H106V187H109ZM127 187L128 189L130 188V187ZM142 186H144V187H142ZM148 186V187H147ZM151 186V188L152 189H150L149 187ZM233 186V187H232ZM240 186V187H239ZM4 187V188H3ZM55 188L53 191L51 190V189H49V188ZM62 188V189H60L59 190V188ZM74 187L76 188V189H74ZM83 187V186H82ZM112 187V186H111ZM121 187V186H120ZM123 187V190H121V192L122 193H124V186H122ZM122 187H121V189H122ZM221 188H223L224 186H220ZM230 187V188H229ZM239 187V188H238ZM44 188V189H43ZM47 188V189H46ZM66 188V189H65ZM117 188H119V187H117ZM125 188H126V186H125ZM126 188V189H127ZM145 188H146V190H145ZM150 190H149V189ZM224 188V189H225ZM233 188V189H232ZM235 188V189H234ZM9 189V190H8ZM50 191H49V190ZM73 191V193L71 192V190ZM114 189H116V187L114 188ZM127 189V191H129V192H127L126 190V192L128 193V194H130V191H133L134 190V187H133V190H132V187L130 188V190H128ZM231 189V190H230ZM41 190H43V191H41ZM45 190V191H44ZM59 190V191H58ZM62 190H64V191H62ZM67 190H69V193H68V195H66L65 193H67ZM75 190H81V191H79L78 193H76L77 191H75ZM118 190V189H117ZM140 190V191H139ZM144 190V191H143ZM149 190V191H148ZM234 190H236L235 192H234ZM240 190H241V188H240ZM38 191V192H37ZM47 191V193L48 192H50V193H56V191H57V194H59L58 196H61L60 198L58 197V196H55L54 194H52L54 197V199L57 197V199H53L52 198V196L50 197V194L48 193V195H46V192ZM66 191V192H65ZM222 191H224V190H222ZM228 191H229V193H228ZM7 192H9V193H7ZM64 194H63V193ZM71 192V193H70ZM120 192V191H119ZM133 192H135V191H133ZM213 192H215V193H213ZM225 192V193H226ZM34 193V194H33ZM41 193V194H40ZM84 193V192H83ZM86 193V192H85ZM126 193V194H127ZM11 194V195H10ZM30 194V195H29ZM33 196H32V195ZM127 194V195H128ZM132 194V193H131ZM134 194V193H133ZM138 194V195H139ZM209 194H211V193H209ZM208 194V196L210 197V195ZM8 195H9V197H8ZM12 195H14V196H12ZM24 195V196H23ZM39 195V196H38ZM49 196L48 198L50 199L49 201H51V202H53L52 204L49 202V204H48V202H47V200H48V198L47 197H44V196ZM65 197H64V196ZM11 196V197H10ZM23 196V197H22ZM31 196V197H30ZM134 196H135V194H134ZM37 197V198H36ZM39 197H40V199H39ZM77 197V196H76ZM130 197H131V195H130ZM223 197V198H222ZM232 197V198H231ZM224 198H225V200H224ZM235 198H236V200H235ZM39 201H38V200ZM45 199V200H44ZM47 199V200H46ZM66 199H64V201L66 200ZM211 199V200H210ZM57 200H58V203H57ZM61 200V201H60ZM74 200V199H73ZM72 200V201H73ZM75 200H76V198H75ZM223 200H224V202H223ZM64 201H63V203H64ZM18 202V203H17ZM36 202V204H34ZM60 202V203H59ZM67 202L65 203V204H67ZM221 202V203H220ZM222 202H223V204H222ZM73 203V202H72ZM214 205H213V204ZM33 204H34V206H33ZM38 204V205H37ZM221 204H222V206H221ZM240 204V205H239ZM13 205V206H12ZM31 205V206H30ZM54 205H56V207L58 206V205H60L61 207L63 206V207H65V208H67V209H65V210H63V207H62V210H61V208H60V206H58L57 208L56 207H54ZM206 205V204H205ZM228 205V206H227ZM234 205H235V210H237L235 213H233L235 210H231L232 211V214H231V212L229 211V209H233V207H234ZM15 206V208L13 209V207ZM39 206V207H38ZM71 206V205H70ZM230 206V207H229ZM35 207H37V209H35L34 210V208ZM48 209H47V208ZM222 207V208H221ZM11 208H12V210H11ZM41 210H39V209ZM42 208V209H41ZM47 210H46V209ZM61 210V211H63V213L62 214H60L61 213V211H59V209ZM69 208H71V210L69 209ZM6 209V210H5ZM32 209H33V211H32ZM74 209H76V207L75 208H73V210ZM37 210V211H36ZM48 210L50 211L51 210V213L53 214V216L55 215V217H52V214L50 213V212H48ZM66 210H69V211H71L70 212V214L68 213L69 211H66ZM207 209H206V207H205V211H206ZM238 210H240V211H238ZM6 211H8L7 213L9 214V215H7L6 214ZM38 211H40V212H38ZM204 211V210H203ZM208 211H206V212H208ZM36 212H38V213H36ZM47 212H48V214L49 215H47ZM68 214H67V213ZM36 213V214H35ZM66 213V214H65ZM214 213V214H213ZM37 214H39V216L41 217V218H39V216H37ZM8 217H7V216ZM215 215V216H214ZM226 215V216H225ZM234 215H235V218H234ZM237 215V216H236ZM35 216V217H34ZM36 216L38 217V218H36ZM64 216V217H63ZM74 216V215H73ZM213 216V217H212ZM223 216V217H222ZM50 217H52V220H50L51 218ZM224 217H225V219H226V217H227V220H225L224 219ZM50 218V219H49ZM58 220H57V219ZM8 219V220H7ZM41 219V220H40ZM56 220L57 222H59V225H58V223L57 222H53V220ZM66 219H68L67 221H65ZM178 219V218H177ZM176 219V220H177ZM216 219V220H215ZM220 219V220H219ZM238 221H237V220ZM34 220V221H33ZM48 220V221H47ZM218 220V221H217ZM37 221V222H36ZM180 220L178 219V221H175V222H179ZM35 222H36V225H34L35 224ZM39 222H41V223H39ZM43 222H44V224H45V222H47L45 225L43 224ZM48 222H52L51 224L49 223L48 224ZM71 223V226H70V223ZM182 222V221H181ZM212 222V221H211ZM212 222V223H213ZM219 222L217 223V224H219ZM235 222H237V223H235ZM5 223V224H4ZM38 223V224H37ZM57 223V224H56ZM64 223H66V224H68L67 226H65L66 224H64ZM180 223V222H179ZM52 224H53V226L55 227L56 226V229H57V231H56V229L55 230H53L54 228H53V226H52ZM54 224H56V225H54ZM190 225L189 223H186V225ZM193 224H195V225H197L196 223H193ZM192 224V225H193ZM211 223H209L208 222V225H210ZM40 225H42V227H43V225L45 226V227H39ZM49 225H51V226H49ZM177 225H179V224H177ZM181 225H185V223L183 222ZM187 225V226H188ZM191 225V226H192ZM198 225H200L199 223H198ZM197 225V226H198ZM207 225V226H208ZM213 225V224H212ZM35 226V227H34ZM186 226V227H187ZM47 227H49V230H48V228ZM52 227V228H51ZM58 227V228H57ZM74 227V226H73ZM72 227V228H73ZM190 227V226H189ZM200 227V226H199ZM36 228H40L39 230L37 229V231H36ZM47 228V231L45 230ZM70 228V229H69ZM193 228V227H192ZM204 228L205 229H209L208 227H205V225H204ZM194 229H195V227H194ZM43 230H45L46 231V233H45V231H43ZM51 230V232L50 233H52L53 234V232L55 233L54 235H52V237L53 236H57V237H53V239H54V241H57L58 239L60 240H58L57 242L58 243H60V245L59 244H56V242H52V237H50V234H47L49 231ZM192 230V229H191ZM209 231V230H208ZM44 233L43 235H42V233ZM198 231L196 230V233H197ZM199 233V232H198ZM36 236H35V235ZM45 234H46V236H45ZM59 235V236H58ZM34 236H35V238H34ZM49 236V237H48ZM38 238V239H37ZM42 240H41V239ZM50 238H51V240H50ZM43 239H44V241H43ZM56 239V240H55ZM34 240V241H33ZM37 243H36V242ZM42 242V243H41ZM46 242H47V244H46ZM49 242V243H48ZM8 243V244H7ZM55 243V244H54ZM34 244V245H33ZM46 244V245H45ZM7 245V246H6ZM38 245V246H37ZM51 245V246H50ZM56 245H58V246H56ZM7 248V250L4 252V249H5V247ZM34 246V247H33ZM39 247H41V248H39ZM56 247H58L57 248V250L60 248V250L61 251H57V252H60L59 254L58 253H55V249H56ZM49 249V250H47V249ZM42 250V251H40V250ZM53 249V250H52ZM38 251V253L36 252V251ZM51 250V251H50ZM55 250V251H54ZM36 253H35V252ZM40 251V252H39ZM47 251V252H46ZM7 252V253H6ZM43 252V253H42ZM48 252H50V253H48ZM3 253H5V254H3ZM48 253V254H47ZM212 253H214V252H212ZM37 254H39V255H37ZM42 254V255H41ZM44 254V255H43ZM55 254V255H54ZM57 254V255H56ZM240 254V253H239ZM208 255V254H207ZM4 256H6L5 258H4ZM46 257V259L44 258V257ZM50 256V257H49ZM209 256L210 257H212V258H208V259H212L213 261H211V262H207V263H210V264H213L212 262H214V264H220V261H218V263H217V261L216 260H224L225 261V257L224 258H222L221 256H219V257H217V255L215 256L214 254L211 256L210 254H209ZM208 256V257H209ZM238 256V254H236V257H235V255L233 256L232 255V258H234L235 260H237L239 263L241 262V263H245V261H244V257H243V259L241 260L240 258L242 257V255H239L238 257H239V259L241 260V261H239L238 259H236V258H238L237 257ZM56 257V258H55ZM66 257L67 258H69L68 257V255H66ZM228 257V256H227ZM43 258V260H41ZM58 258V259H57ZM216 258V259H215ZM218 258V259H217ZM230 257H228L227 259L228 260H231V259H229ZM57 259V261L55 262L54 260H56ZM68 261H69V259H67ZM66 260V262L68 263V261ZM215 260V261H214ZM38 261V262H37ZM46 261H47V263H46ZM210 261V260H209ZM42 262H44V263H42ZM71 262V261H70ZM223 262V261H222ZM221 262V263H222ZM65 263V260H63V264ZM206 263V262H205ZM243 263V264H244ZM201 264V263H200ZM203 264V263H202ZM222 264H232L231 263V261H228V263H226V262H224V263H222ZM236 264H238V263H236ZM246 264V263H245Z\"/></svg>", "mask_w": 264, "mask_h": 264}]
</instances>
